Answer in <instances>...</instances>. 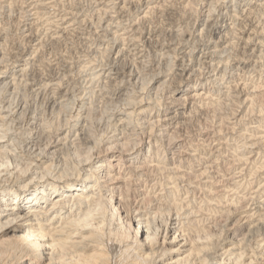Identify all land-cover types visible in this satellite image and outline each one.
Instances as JSON below:
<instances>
[{"label": "bare ground", "instance_id": "1", "mask_svg": "<svg viewBox=\"0 0 264 264\" xmlns=\"http://www.w3.org/2000/svg\"><path fill=\"white\" fill-rule=\"evenodd\" d=\"M117 1V0H116ZM134 1V0H133ZM136 1V0H135ZM140 0H137L136 2H139ZM146 1V0H144ZM150 2V0H148ZM146 1V2H148ZM168 1V0H167ZM166 1V2H167ZM174 1V0H173ZM177 1V0H176ZM190 0H188L189 2ZM195 1V0H194ZM193 1V2H194ZM198 1V0H196ZM195 1V2H196ZM209 1V0H206ZM204 1V2H206ZM214 1V0H213ZM212 3L210 4H213ZM216 1V0H215ZM221 1V0H220ZM248 1V0H247ZM87 2V1H86ZM127 2V1H126ZM135 2V3H136ZM143 2V1H142ZM148 2V3H149ZM153 2H156V0H154ZM152 2V4H153ZM171 2V0L169 1ZM167 2V3H169ZM184 2V1H183ZM182 2V3H183ZM192 2V1H191ZM194 2V3H195ZM217 2V1H216ZM227 2V1H226ZM234 2V1H232ZM240 2V1H239ZM81 3V2H80ZM83 3V2H82ZM85 3V2H84ZM133 3V2H132ZM133 3V4H135ZM165 3V2H164ZM163 3V4H164ZM186 3V2H185ZM208 3V2H207ZM229 3V2H228ZM241 3V2H240ZM79 4V3H78ZM115 4V3H114ZM120 4V3H119ZM132 4V5H133ZM141 4V3H140ZM146 4V3H144ZM162 4V5H163ZM173 4V2H172ZM175 4V3H174ZM179 4V3H178ZM177 4V6H178ZM184 4V3H183ZM191 3H189L190 5ZM193 4V3H192ZM189 6L188 4L186 5V8H183L185 10H191L193 9L192 5ZM198 4V3H197ZM216 4V3H214ZM233 4V3H232ZM264 4V3H263ZM40 5V4H39ZM42 5V3H41ZM40 5V6H41ZM44 5V4H43ZM113 5V4H112ZM126 5V3H125ZM149 5V4H148ZM151 5V2H150ZM170 5V4H169ZM206 5V4H205ZM217 5V4H216ZM219 5V2H218ZM224 5V4H223ZM12 6V5H11ZM29 6V5H28ZM45 6V5H44ZM43 6V8H44ZM46 6L49 9V2L48 4L46 3ZM116 6V5H115ZM142 6V5H141ZM157 6V5H155ZM168 6V5H167ZM175 6V5H174ZM173 6V7H174ZM196 6V5H195ZM194 6V7H195ZM210 6V5H209ZM215 6V5H214ZM221 6V4H220ZM229 6V5H228ZM227 6V7H228ZM8 7V6H7ZM38 7V6H37ZM42 7V6H41ZM36 8V12L35 14H31V15H35V22L29 24V33L28 35H26L29 43L33 44L35 42H37L38 35L40 36V34L37 32L38 30H36V21L37 23L39 21L44 20L43 16H45V13H41L39 12V8ZM46 7V8H47ZM53 7V6H52ZM51 7V8H52ZM91 7V6H90ZM107 7V6H106ZM109 7V6H108ZM124 3H123V7L124 8ZM135 7V5L133 6ZM138 7V6H137ZM143 7V6H142ZM151 7V6H150ZM170 7V6H169ZM184 7V6H182ZM213 7V6H211ZM234 7V5H233ZM261 7V6H260ZM29 8V7H28ZM35 8V6H34ZM105 8V7H104ZM121 8V7H120ZM121 8V9H122ZM141 8V7H140ZM149 8V7H148ZM63 9V8H62ZM103 9V8H102ZM106 9V8H105ZM115 9V7H114ZM117 9V8H116ZM115 9V10H116ZM128 9V8H127ZM139 9V8H138ZM147 9V8H146ZM150 11L147 13H144L143 17L141 18L142 20H148L151 16H154L156 14H154L153 12L156 11H160L164 14H166L169 11V8H167L166 6H158V7H152L149 8ZM148 9V10H149ZM224 9V8H223ZM257 9V8H256ZM21 10V9H20ZM73 10V9H72ZM126 10V8H124V11ZM143 10V9H142ZM141 10V11H142ZM145 10V9H144ZM147 10V11H148ZM195 10V9H194ZM2 11V10H1ZM47 11V10H46ZM102 11V10H101ZM104 11V10H103ZM117 11V10H116ZM128 11V10H127ZM171 11V9H170ZM174 11V10H173ZM172 11V13H174ZM184 11V10H183ZM190 13H194L191 12ZM208 11V10H207ZM228 11V10H226ZM234 11V10H232ZM255 11V10H253ZM11 12V11H10ZM23 12V11H22ZM107 11L105 10L104 13H106ZM120 12V11H119ZM122 12V11H121ZM130 12V11H129ZM139 12V11H137ZM188 12V11H187ZM212 12V11H211ZM215 12V11H214ZM236 12V9H235ZM237 12H239L237 10ZM236 12V13H237ZM257 12V11H256ZM16 13V12H15ZM19 13V12H18ZM78 13V12H77ZM109 13V12H108ZM118 13V12H117ZM125 13V12H124ZM170 13V12H169ZM178 13V12H177ZM185 13V12H183ZM196 13V12H195ZM210 13V11L208 12ZM226 13V12H225ZM223 13V14H225ZM232 13V12H231ZM234 13V12H233ZM66 14V12H65ZM68 14V12H67ZM72 13L70 12L69 16ZM86 14V13H85ZM123 14V12H122ZM159 14V13H158ZM206 14V13H205ZM230 14V12H229ZM250 14H253L251 12H249L248 16H251ZM2 15V14H1ZM43 15V16H42ZM77 15V14H75ZM74 15V16H75ZM105 15V14H104ZM109 15V14H108ZM127 15V14H126ZM125 15V16H126ZM168 15V13H167ZM165 15V17L167 16ZM179 15V14H178ZM184 15V14H183ZM182 15V16H183ZM197 15V14H196ZM211 15V13H210ZM209 15V16H210ZM227 15V14H226ZM231 15V14H230ZM237 14H233L231 17L233 18H237L236 16ZM241 15V12L240 14ZM255 15V13H254ZM19 16V15H18ZM28 16V15H27ZM68 16V15H66ZM73 16V15H71ZM70 16V17H71ZM80 16V15H79ZM119 16V15H118ZM122 16V15H121ZM124 16V17H125ZM137 16V15H136ZM161 16V15H160ZM173 16V15H172ZM175 16V15H174ZM173 16V17H174ZM177 16V15H176ZM175 16V17H176ZM181 16V17H182ZM228 16V15H227ZM3 17V16H2ZM30 17V16H29ZM77 17V16H76ZM92 17V16H91ZM171 17V19L173 18ZM180 17V16H179ZM178 17V18H179ZM179 19H183L182 18ZM188 16L184 15V18ZM206 17V16H205ZM211 17V16H210ZM221 17V16H220ZM224 17V15L222 16ZM221 17V18H222ZM241 17V16H240ZM240 17H238L240 19ZM263 17V16H262ZM22 18V17H21ZM73 18V17H72ZM95 18V17H94ZM104 18V17H103ZM123 19V16L121 17ZM144 18V19H143ZM148 18V19H147ZM159 18V17H158ZM162 18V16H161ZM192 18V17H191ZM226 18V17H225ZM237 18V19H238ZM246 18V17H245ZM244 18V19H245ZM248 18V17H247ZM251 18V17H250ZM250 18H248L250 20ZM30 19V18H29ZM46 19V18H45ZM61 19V18H60ZM59 19V21H60ZM66 19V18H64ZM78 19V18H77ZM102 19V18H101ZM112 19V18H111ZM117 19V18H116ZM130 19V18H129ZM140 19V18H139ZM141 19L138 21L140 22ZM153 19V18H150ZM149 19V20H150ZM167 19V18H166ZM170 19V21H171ZM216 19V17H215ZM229 19V18H228ZM31 20V19H30ZM30 20L27 19V21L29 22ZM50 18L47 17L46 22L50 23ZM81 20V19H80ZM86 20V19H85ZM108 20V19H107ZM125 20V19H124ZM128 20V19H127ZM131 20V19H130ZM174 20V19H172ZM211 20V19H210ZM209 20V21H210ZM219 19H217L218 21ZM227 20V19H226ZM241 20V19H240ZM239 20V21H240ZM69 21V20H68ZM121 21V19H120ZM135 21V20H133ZM208 20L206 22H209ZM212 21V20H211ZM216 21V20H214ZM242 21V20H241ZM246 21V19H245ZM259 21V20H258ZM61 22H64L63 20ZM71 22V21H70ZM76 22V21H75ZM104 22V21H103ZM111 22V21H110ZM114 22V21H113ZM118 22V20H117ZM126 22V21H125ZM129 22V21H127ZM126 22V23H127ZM132 22V20H131ZM130 22V23H131ZM137 22V23H138ZM145 22V21H143ZM143 22H141L143 24ZM147 22V21H146ZM172 22V21H171ZM179 22V20H178ZM175 22V23H178ZM194 22V21H193ZM235 22V20H234ZM27 23V22H26ZM25 23V25H26ZM53 23V22H52ZM67 23V22H66ZM85 23V22H84ZM83 23V24H84ZM90 23V21H89ZM93 23V22H92ZM105 23V22H104ZM107 23V22H106ZM125 23V24H126ZM140 23V25H141ZM148 23V22H147ZM154 23V22H153ZM173 23V22H172ZM181 23V21H180ZM259 23V22H258ZM5 24V23H4ZM86 24V23H85ZM96 24V23H95ZM101 24V23H100ZM120 24V22H119ZM118 24V25H119ZM136 24V23H135ZM139 24V23H138ZM162 25V23H160ZM167 26L169 23H166ZM207 24V23H206ZM205 24V25H206ZM230 23H228L229 25ZM236 24V23H235ZM10 25V24H9ZM65 25V24H64ZM111 27H113L112 24ZM116 25V24H115ZM121 25V24H120ZM130 26V24H128ZM133 25V24H132ZM131 25V26H132ZM159 25V24H158ZM176 25V24H175ZM174 25V26H175ZM208 25V24H207ZM210 25V24H209ZM213 24H211L212 26ZM220 25V24H219ZM233 25V24H231ZM237 25V24H236ZM242 25V22H241ZM248 25V24H247ZM21 26V25H20ZM81 26V25H80ZM96 26V25H95ZM122 26V25H121ZM121 26H118L119 28ZM124 26V25H123ZM127 26V25H126ZM130 26V27H131ZM139 26V25H137ZM160 26V25H159ZM214 26V25H213ZM227 26V25H226ZM235 26V25H234ZM232 26V28L234 27ZM238 26V25H237ZM250 26V25H248ZM22 27V26H21ZM107 27V26H106ZM106 27H104L106 29ZM110 26H108L109 28ZM111 27L109 29H111ZM117 27V25H116ZM143 27V26H142ZM141 27V28H142ZM158 27V26H157ZM172 27V26H171ZM218 27V26H217ZM231 27V26H230ZM230 27L227 30V32H223L220 33V37L218 40L219 44H214V46H211L210 48L213 49V54H222V51L225 52L226 50H229V52H231V50H233L234 48V44L236 43H232L230 41H232L230 39V41L228 40V38H230V36L227 37V33H229L230 31ZM253 27V26H252ZM258 27V26H257ZM20 28V27H19ZM92 28V27H91ZM95 28V27H94ZM101 28V27H100ZM103 28V29H104ZM107 28V29H108ZM118 28V29H119ZM122 28V27H121ZM132 28L134 29V27L132 26ZM137 28V27H136ZM162 28V27H159ZM166 28V27H163ZM184 28V27H183ZM205 28V27H204ZM207 28V27H206ZM212 28V27H211ZM210 28V29H211ZM238 28V27H237ZM235 28V29H237ZM250 28V27H248ZM263 28V27H261ZM27 29V28H26ZM67 27H64V31L67 30ZM108 29V30H109ZM158 29V28H157ZM172 29V28H171ZM225 29V28H224ZM227 29V28H226ZM247 29V28H246ZM254 29V27H253ZM12 30V29H11ZM62 30V29H60ZM117 30V29H116ZM137 30V29H136ZM140 30V28H139ZM150 30V29H149ZM163 30V29H162ZM168 30V29H167ZM167 30L165 33H167ZM170 30V29H169ZM232 30V29H231ZM245 30V27H244ZM249 30V29H248ZM257 30V29H256ZM255 30V31H256ZM26 31V30H25ZM40 31V30H39ZM50 31V30H49ZM69 31V30H68ZM72 31V30H71ZM92 31V30H91ZM89 31V32H91ZM96 31V30H95ZM106 31V30H105ZM110 31V30H109ZM114 31H115V26H114ZM122 31V30H121ZM127 31V30H126ZM132 31V30H130ZM144 31V30H143ZM155 31V30H154ZM157 31V30H156ZM159 31V29H158ZM173 32V30H171ZM176 31V30H175ZM174 31V32H175ZM184 31V30H183ZM222 31V30H221ZM247 31V30H245ZM252 31V29H251ZM253 32V33H257V32ZM261 31V30H260ZM59 32V31H58ZM57 32V33H58ZM63 32V31H62ZM67 31L63 32L66 33ZM76 32V31H75ZM83 32V30H82ZM87 32V33H89ZM119 32V31H118ZM136 32V31H135ZM146 32V29L145 31ZM162 32V31H161ZM219 32V31H218ZM237 32V31H236ZM234 32V33H236ZM244 32V31H243ZM242 32V33H243ZM259 32V31H258ZM262 32V31H261ZM2 33V32H1ZM41 33V32H40ZM43 33V32H42ZM62 33V34H63ZM98 33V32H97ZM111 33V31H110ZM129 33V32H128ZM141 34V32H138ZM155 33V32H154ZM201 33V32H200ZM199 33V34H200ZM216 33V32H215ZM233 33V31H232ZM230 33V34H232ZM241 33V34H242ZM250 32H244L242 35L241 40L243 41V43L245 44V46L249 45V42H253L251 40H249L248 38H250L251 34H249ZM19 34V33H18ZM48 34V32H47ZM114 37L113 39L116 41H121V42H127L126 38L121 36L123 35L121 32V35L116 33H113ZM134 34V33H133ZM136 34V33H135ZM134 34V35H135ZM144 33H142L143 35ZM147 34V33H146ZM164 34V33H163ZM190 34V33H189ZM1 35V34H0ZM4 35V34H3ZM46 35V34H45ZM91 35V34H90ZM88 35V36H90ZM93 35V34H92ZM104 35V34H103ZM111 35V34H110ZM154 35V34H153ZM187 35V34H186ZM185 35V36H186ZM204 35V33L202 34V36ZM8 36V35H7ZM84 36V34H83ZM127 36V35H126ZM131 36V35H130ZM129 36V37H130ZM201 36V35H198ZM234 36V35H232ZM248 36V37H247ZM258 36V35H257ZM14 37V36H13ZM74 37V36H73ZM100 37V36H99ZM104 37V36H103ZM128 37V38H129ZM142 37V36H141ZM145 37V36H144ZM143 37V38H144ZM148 37V36H147ZM191 37V35H190ZM217 37V36H216ZM237 37V36H236ZM247 37V38H246ZM252 37V36H251ZM2 38V37H1ZM0 38V39H1ZM6 38V37H5ZM51 38V37H50ZM48 38V39H50ZM53 38V36H52ZM109 38V37H107ZM142 38V39H143ZM155 38V37H154ZM153 38V39H154ZM201 38V37H200ZM210 38V37H209ZM233 38V37H232ZM254 38V37H253ZM256 35H255V39H256ZM24 39V38H22ZM42 39V38H41ZM84 39V38H83ZM87 40H89L88 38H86ZM106 39V37H105ZM110 40L112 38H109ZM108 39V40H109ZM130 39V38H129ZM134 39V38H133ZM150 39V37H149ZM173 39V38H172ZM184 39V38H183ZM189 39V43L191 42ZM187 39V40H188ZM204 39V38H203ZM199 40L200 41H203ZM216 39V38H215ZM218 39V38H217ZM47 40V39H46ZM57 40V39H56ZM104 40V39H103ZM102 40V41H103ZM109 40V41H110ZM128 40V39H127ZM135 40V39H134ZM140 40V38H139ZM148 40V39H147ZM160 40V39H159ZM169 40V39H168ZM176 40V39H175ZM186 40V41H187ZM195 40V39H194ZM240 40V39H239ZM249 40V42H248ZM257 40V39H256ZM41 42V40H39ZM44 41V40H43ZM54 41V39H53ZM92 41V40H91ZM101 41V40H100ZM133 41V40H132ZM131 39L129 42H132ZM138 39L135 41L137 43ZM170 41V40H169ZM184 41V40H182ZM210 41V40H208ZM237 41V40H236ZM6 42V41H5ZM105 42V41H104ZM113 42V41H112ZM120 42V43H121ZM134 42V41H133ZM141 43V41H138ZM145 42L146 38H145ZM177 42V41H175ZM188 42V41H187ZM198 42V43H199ZM214 42V41H213ZM212 42V44H213ZM241 43V41H239ZM46 43V42H45ZM56 43V42H55ZM107 43V41H106ZM111 43V42H110ZM168 43H172L171 41ZM195 43V42H194ZM197 43V45H198ZM201 43V42H200ZM209 43V42H208ZM206 43V44H208ZM216 43V42H215ZM241 43V46L242 44ZM37 45H32V48L25 53H21L20 57L18 58L17 56V61L14 63L16 64L13 69H8L6 70L5 74L8 75L6 77H3L1 79L2 82H5L7 79H11V83L10 85H14L13 90L16 91V89H18L17 87H21V90L23 91H27L28 88L31 89H35L36 91L38 90H47L49 92L52 93L53 95V91L55 90H60L62 89L61 85L59 82H55L53 80H44L42 81V79L38 82V83H33L32 81H30V83H28V88H27V84L25 82V85H22L23 80L19 81V79H23L24 77L27 76V79L29 75L27 74L29 71V68L31 67V61L34 59V56L37 55V52L39 51L40 47H41V43H36ZM50 44V43H49ZM109 44V43H107ZM115 44V43H114ZM126 44V43H125ZM142 44V43H141ZM145 44V43H144ZM143 44V45H144ZM175 44V43H174ZM181 44V43H180ZM179 44V45H180ZM203 44V43H202ZM261 44V43H260ZM2 45V44H0ZM19 45V44H18ZM28 45V43H27ZM113 45V44H112ZM117 45V44H116ZM124 45V44H123ZM127 45V44H126ZM133 45V44H132ZM137 45V44H136ZM173 45V43L171 44ZM178 45V44H177ZM183 45V44H181ZM187 45V44H186ZM184 47H187V46ZM210 45V44H209ZM237 45V44H236ZM239 45V44H238ZM237 45V46H238ZM258 45V44H257ZM7 46V45H6ZM15 46V45H14ZM17 46V45H16ZM58 46V45H57ZM131 46V45H130ZM139 46V45H138ZM141 46V45H140ZM149 46V45H148ZM147 46V47H148ZM162 46V45H160ZM169 46V45H168ZM193 46V45H192ZM196 46V45H195ZM194 46V47H195ZM207 46V45H206ZM235 46V47H237ZM240 46V47H241ZM256 46V45H255ZM8 47V46H7ZM6 47V49H7ZM46 47V46H45ZM44 47V48H45ZM91 47V46H90ZM103 47V46H102ZM112 49L114 48L113 46H111ZM145 47V45H144ZM143 47V48H144ZM159 47V46H158ZM178 47V46H177ZM193 47V48H194ZM197 47V46H196ZM239 47V46H238ZM237 47V50H238ZM244 47V46H242ZM258 48V46H256ZM3 48V47H2ZM2 48H0L2 50ZM16 48V47H15ZM108 48V46H107ZM131 48V47H130ZM136 48V47H135ZM163 48V47H162ZM170 48V47H169ZM191 48V49H193ZM262 48V47H261ZM17 49V48H16ZM43 49V48H42ZM115 49V48H114ZM119 49V50H118ZM118 55L119 57V61H123L125 58V54H126V49L125 46L124 48L118 47ZM129 49V48H127ZM137 49V48H136ZM132 50V51H136ZM142 49V48H141ZM152 49V48H151ZM155 49V48H154ZM175 49V48H174ZM173 49V50H174ZM186 49V48H185ZM199 49V48H197ZM236 49V48H235ZM246 49V48H244ZM255 49V48H254ZM5 50V49H4ZM41 50V49H40ZM52 50V49H51ZM106 50V49H105ZM139 50V49H138ZM169 50V49H168ZM176 50V49H175ZM243 50V49H242ZM251 50V49H250ZM19 51V50H18ZM65 51V50H64ZM67 51V50H66ZM107 51V50H106ZM105 51V52H106ZM109 51V50H108ZM106 54L111 55V52H108ZM130 51V50H129ZM128 51V53H129ZM141 51V50H139ZM146 51V48H145ZM167 51V50H166ZM172 51V50H171ZM170 51V52H171ZM178 51V50H177ZM176 51V52H177ZM194 51V50H192ZM191 51V52H192ZM236 51V50H235ZM245 50H243L242 53H244ZM260 51V50H259ZM264 51V50H263ZM14 52V51H13ZM20 52V51H19ZM18 52V53H19ZM144 52V51H143ZM142 52V53H143ZM175 52V51H174ZM184 52V51H183ZM195 52V51H194ZM204 52V49H203ZM228 52V51H227ZM228 52V53H229ZM255 52V51H254ZM257 52V51H256ZM1 53V52H0ZM17 53V52H16ZM39 53V52H38ZM67 53V52H66ZM113 53V52H112ZM117 53V52H116ZM136 53V52H134ZM138 53V52H137ZM165 53V52H163ZM208 53V52H207ZM211 52H209L208 55ZM228 53L225 55H228ZM233 53V52H231ZM246 53V52H245ZM244 53V54H245ZM251 53V52H250ZM247 53V54H250ZM4 54V53H3ZM9 54H11L9 52ZM42 54V53H41ZM56 54V53H55ZM62 54V53H61ZM104 53L103 57L106 55ZM114 54V53H113ZM112 54V55H113ZM124 54V55H122ZM132 54V53H131ZM166 54H168L166 52ZM162 56L159 54V58H161L160 56H162L163 58L166 57ZM179 54V53H178ZM187 54V53H186ZM188 54H191L190 52H188ZM194 54V53H193ZM197 54V53H196ZM204 54V53H202ZM221 54L219 56H221ZM253 54V53H252ZM5 55V54H4ZM3 55V56H4ZM16 55V54H15ZM40 55V54H39ZM48 55V54H46ZM51 55V54H50ZM111 55V56H112ZM130 55V53H129ZM143 55V54H142ZM158 55V54H157ZM156 55V56H157ZM170 55V54H169ZM173 55H176L175 53ZM172 55V56H173ZM205 55V54H204ZM207 55V54H206ZM223 54V56H221V58H225V56ZM230 55V53H229ZM228 55V56H229ZM233 55L235 56V54L233 53ZM56 56V55H55ZM71 56V55H69ZM99 56V55H98ZM110 56V58H112ZM117 56V55H116ZM150 56V55H149ZM168 56V55H167ZM184 56V55H183ZM188 56V55H187ZM192 56V55H191ZM198 56V55H197ZM202 56V55H201ZM213 56V55H212ZM218 55L214 56L217 58ZM234 56H229L228 59H230V57H232L231 59H234ZM240 56V55H238ZM237 56V57H238ZM246 56V55H245ZM251 56V55H250ZM256 56V55H255ZM254 56V57H255ZM259 56V55H258ZM8 57V56H7ZM11 57V56H10ZM96 57V56H95ZM100 57V56H99ZM108 57V56H107ZM106 57V58H107ZM128 57V55H127ZM130 58H132L131 56H129ZM142 57V56H141ZM146 57V56H145ZM152 57V56H151ZM169 58H171V56H168ZM178 58V56H176ZM175 56H173L172 58H176ZM182 57V56H181ZM209 57V56H208ZM248 57V56H247ZM262 57V56H260ZM9 58V57H8ZM7 58V59H8ZM77 58V57H76ZM82 58V57H81ZM109 58V57H108ZM138 58V56H137ZM140 58V55H139ZM149 58V57H148ZM154 58V57H153ZM168 58V60H169ZM195 60L196 57H194ZM201 58V57H200ZM199 58V59H200ZM204 58V56H203ZM212 58V57H211ZM245 58V57H242ZM253 58V57H252ZM258 58V57H257ZM6 59V58H4ZM51 59V58H49ZM57 59V58H56ZM72 59V58H71ZM70 59V60H71ZM79 59V58H78ZM99 59V58H98ZM104 59V58H103ZM116 59V58H115ZM114 59V60H115ZM134 59V58H133ZM147 59V58H146ZM162 59V58H161ZM187 59V58H186ZM190 59V58H189ZM202 59V58H201ZM247 59V58H246ZM250 59V58H249ZM2 60V59H1ZM0 60V62H1ZM47 60V59H46ZM102 60V59H101ZM127 60V59H126ZM130 59H128L129 61ZM136 60V58H135ZM145 60V59H144ZM143 60V62H144ZM155 60V59H154ZM160 60V59H159ZM166 60V58H165ZM167 60V61H168ZM178 60V59H175ZM181 60V58H180ZM206 60V59H205ZM211 60V59H209ZM226 60V59H225ZM248 60V59H247ZM3 61V60H2ZM34 61V60H33ZM36 61V60H35ZM78 61V60H77ZM80 61V60H79ZM100 61V60H99ZM132 61V60H130ZM138 61V59H137ZM163 61V60H162ZM171 61V60H170ZM170 61L168 63H170ZM185 61V60H184ZM183 61V62H184ZM193 61V59H192ZM203 61V59H202ZM220 61V60H219ZM235 61V60H233ZM245 61V60H244ZM252 61V60H251ZM249 61V62H251ZM260 61V60H259ZM50 62V61H49ZM48 62V63H49ZM73 62V61H72ZM98 62V61H96ZM101 62V61H100ZM109 62V59H108ZM124 62V61H123ZM136 61H134L135 63ZM141 62V61H140ZM139 64H142L143 62H141ZM155 65L157 63V61H154ZM152 62V64L154 63ZM160 62V61H159ZM179 62V61H178ZM190 60H188L187 64H189ZM205 62V61H204ZM211 62V61H210ZM228 62V61H227ZM243 62V60H242ZM246 62V61H245ZM255 62V61H254ZM9 63V62H8ZM37 63V62H36ZM45 63V62H44ZM43 63V64H44ZM78 63V62H75ZM94 63V62H93ZM99 63V62H98ZM122 64V62H120ZM132 63V62H131ZM163 63V62H162ZM161 62L159 63V65L162 64ZM171 63L174 64V62L172 61ZM198 63L199 60H198ZM223 63V62H222ZM248 63V61L246 62ZM35 64V63H34ZM42 64V62H41ZM69 64V63H67ZM72 64V63H71ZM101 64V63H100ZM107 64V63H106ZM114 64V63H112ZM178 64V63H177ZM185 64V63H183ZM208 64V62H207ZM211 64V63H210ZM221 64V63H220ZM229 64V63H228ZM231 64V63H230ZM238 64V63H237ZM245 64V63H244ZM7 65V64H6ZM5 65V66H6ZM10 65V64H9ZM33 65V64H32ZM51 65V64H50ZM49 65V66H50ZM57 65V64H55ZM74 65V64H72ZM92 65V64H91ZM95 66V64H93ZM103 65V64H102ZM116 65V64H115ZM133 65V64H132ZM136 66L138 64H135ZM144 65V64H143ZM142 65V67H143ZM151 65V64H150ZM154 65V64H153ZM151 65V66H153ZM158 65V66H159ZM167 65V64H166ZM176 65V63L174 64ZM191 65V64H190ZM202 65L201 63L199 64V66ZM204 65V64H203ZM215 65V64H214ZM4 66V65H3ZM48 66V64H47ZM46 66V68H47ZM76 66V65H74ZM79 66V65H78ZM94 66L92 68H94ZM97 66V65H96ZM107 66H109L107 64ZM128 66L129 63H128ZM141 66V65H139ZM163 66V65H162ZM161 66V67H162ZM188 66V65H187ZM207 66V65H206ZM205 66V67H206ZM217 66V65H215ZM224 66V65H223ZM253 66V65H252ZM33 67V66H32ZM39 67V66H37ZM42 67V66H41ZM53 67V66H52ZM66 66H64L65 68ZM73 67V66H72ZM106 67V66H105ZM118 67V66H117ZM121 67V66H120ZM118 67V68H120ZM122 67L126 68L125 66L122 65ZM121 67V68H122ZM132 67V66H131ZM134 67V66H133ZM150 67V66H149ZM160 67V66H159ZM160 67V68H161ZM166 67H170V66H166ZM172 67V66H171ZM176 67V66H174ZM184 67V66H183ZM182 67V68H183ZM212 67V66H210ZM227 67V66H226ZM49 68V67H48ZM67 68V67H66ZM79 68V67H78ZM88 68V66H87ZM97 67H95L96 69ZM110 68V67H109ZM141 68V67H140ZM147 68V67H146ZM152 68V67H151ZM159 68V69H160ZM186 68V67H185ZM193 68V67H192ZM191 68V69H192ZM199 68V67H198ZM206 68H209L206 67ZM218 68V67H217ZM216 68V69H217ZM228 68V67H227ZM227 68L225 71H227ZM237 68V67H236ZM239 68V67H238ZM243 68V67H242ZM253 68V67H252ZM3 69V68H2ZM7 69V68H6ZM38 69V68H37ZM36 69V70H37ZM50 69L51 66H50ZM56 69V67H55ZM70 69V68H69ZM73 69V68H71ZM76 69V67H75ZM80 69V68H79ZM89 69V68H88ZM102 69V67H101ZM138 69V66L137 68ZM153 69V68H152ZM158 69V68H157ZM155 68V70H157ZM158 69V70H159ZM176 69V68H175ZM181 69V68H180ZM178 69V71L180 70ZM197 69V68H195ZM201 69V68H200ZM200 69H199V74H200ZM213 69V68H212ZM225 69V68H224ZM223 69V70H224ZM241 69V68H240ZM5 70V69H4ZM41 70V69H39ZM44 70V69H43ZM53 70V69H52ZM51 70V71H52ZM64 70V69H63ZM67 70V69H66ZM82 69H80L81 71ZM86 70V67L85 69ZM94 70V69H93ZM104 70V69H103ZM117 70V69H116ZM131 70V69H130ZM144 69H141V72ZM189 70V69H188ZM187 69H181L180 72L181 74H178L180 76L186 75L188 73H190ZM215 70V69H213ZM220 70V69H219ZM222 70V69H221ZM220 70V71H221ZM233 70V69H232ZM33 71V70H32ZM49 71V69L47 70ZM90 72H92L91 70H88ZM99 71V70H98ZM112 71V70H111ZM110 71V72H111ZM115 71V70H114ZM121 71V70H120ZM119 73L115 72V75L117 76H121ZM129 71V70H128ZM137 71V70H136ZM144 70L143 73H146L148 71ZM151 71V70H150ZM170 71V70H169ZM168 71V72H169ZM175 71V70H174ZM209 71V70H208ZM217 71V70H216ZM3 72V71H1ZM42 72V70H41ZM45 72V71H44ZM64 72H66L64 70ZM74 72V71H73ZM82 72H84L82 70ZM87 72V70H86ZM113 72V71H112ZM118 72V71H117ZM123 72V70H122ZM121 72V73H122ZM132 72V70H131ZM134 72V71H133ZM138 72V71H137ZM165 72V70H164ZM167 72V70H166ZM165 72V73H166ZM195 72V71H194ZM222 72V71H221ZM241 72V71H240ZM34 73V72H33ZM32 73V74H33ZM52 73V72H51ZM50 73V74H51ZM78 73V72H76ZM81 73V72H80ZM79 73V74H80ZM85 73V72H84ZM81 73V74H84ZM96 73V72H95ZM98 73V72H97ZM102 73V72H100ZM105 73V72H104ZM114 73V72H113ZM178 73V72H177ZM176 73V74H177ZM192 73V72H191ZM198 73V72H197ZM205 73V72H204ZM224 73V71H223ZM228 73V72H227ZM35 74V73H34ZM68 74V73H67ZM86 74V73H85ZM84 74V75H85ZM89 74V72H88ZM110 74V73H109ZM130 74V73H129ZM128 74V75H129ZM134 74V73H133ZM139 76L141 77V73L140 71L138 72ZM149 74V73H147ZM151 74V73H150ZM153 75H155L152 72ZM159 74V73H157ZM161 74V73H160ZM159 74V75H160ZM163 74V73H162ZM161 74V75H162ZM195 74V73H194ZM226 74V72H225ZM243 74V73H242ZM2 75V74H1ZM41 75V74H39ZM45 75V74H44ZM47 75V74H46ZM74 75V74H72ZM70 73V77L72 76ZM90 76H92L91 74H89ZM86 75V76H89ZM108 75V74H107ZM128 75L127 73L123 74V77L121 79L126 80L125 82L128 81ZM132 75V73H131ZM146 75V74H145ZM150 75V76H153ZM160 75V76H161ZM166 75V74H164ZM170 73L166 75L167 78L170 77ZM177 75V76H178ZM192 76V74H190ZM213 75V74H212ZM221 75V74H220ZM10 76V77H9ZM35 76V75H34ZM33 76V77H34ZM68 76V77H69ZM76 76V75H75ZM104 76V75H103ZM111 76V75H110ZM136 76V74L134 75ZM138 76V75H137ZM143 76V75H142ZM148 76V75H146ZM158 75H156V77H160ZM173 76V75H172ZM195 76V75H194ZM202 76V75H201ZM233 76V75H232ZM30 77V76H29ZM39 78V76H37ZM46 77V76H45ZM44 77V78H45ZM50 77V75H49ZM56 77V75H55ZM61 77V76H60ZM65 77V76H64ZM94 77V76H93ZM98 77V76H97ZM101 77V76H100ZM98 77V78H100ZM105 77V76H104ZM109 77V76H108ZM113 77V76H112ZM154 77V76H153ZM176 77V76H175ZM189 77V76H188ZM223 77V75H222ZM250 77V76H249ZM261 77V76H260ZM36 78V77H35ZM41 78V77H40ZM48 78V76H47ZM67 78V77H65ZM79 78V77H78ZM82 78V77H81ZM107 78V76H106ZM105 78V79H106ZM130 78H132L130 76ZM147 79V77H145ZM144 78V80H145ZM152 77H150V80ZM166 78V79H167ZM172 78V77H171ZM183 78V77H182ZM193 78V77H192ZM202 78V77H201ZM200 78V79H201ZM227 78V77H226ZM225 78V79H226ZM251 78V77H250ZM34 79V78H33ZM32 79V80H33ZM77 79V77L75 78ZM87 79V78H86ZM91 79V78H90ZM94 79V78H92ZM102 80H104L101 77ZM163 79V78H162ZM173 79V78H172ZM186 79V78H185ZM191 79V78H190ZM221 79V78H220ZM233 79V78H232ZM231 79V80H232ZM260 79V78H259ZM39 80V79H38ZM64 80V79H63ZM74 80V79H73ZM82 80V79H81ZM89 80V78H88ZM97 79H94L93 81H95ZM110 80V79H109ZM131 80V79H130ZM148 80V79H147ZM160 80V79H159ZM174 80V79H173ZM180 81V79H178ZM218 80V79H217ZM234 80V79H233ZM18 81V82H17ZM24 81H28V80H24ZM34 81V80H33ZM60 81V80H59ZM79 81V80H77ZM118 79H113V83L111 84V88L113 89V91L115 92V89L118 90L119 86L117 83ZM139 81V79H138ZM137 81V83H138ZM141 81H143V79H141ZM157 81V78H156ZM166 81V80H165ZM187 81V80H186ZM189 81V79H188ZM192 81V80H191ZM201 81V80H200ZM222 81V79H221ZM220 81V82H221ZM240 81V80H239ZM261 81V80H260ZM32 82V83H31ZM63 81H61L62 83ZM65 82V81H64ZM63 82V84H64ZM83 82V80H82ZM90 82V81H87ZM96 82V81H95ZM106 82V81H105ZM104 82V83H105ZM119 82V81H118ZM130 82V81H129ZM152 82V81H151ZM150 82V85H151ZM160 82V81H159ZM168 82V79L167 81ZM165 82V83H166ZM213 82V81H212ZM216 82V81H215ZM213 82V83H215ZM230 82V81H229ZM68 83V82H67ZM71 83V82H70ZM80 83V82H78ZM94 83V82H93ZM92 83V84H93ZM97 83V82H96ZM107 83V82H106ZM105 83V84H106ZM131 83V82H130ZM149 83V82H148ZM147 83V84H148ZM153 83V82H152ZM170 83V82H168ZM173 83V82H172ZM177 83V81H176ZM179 84H177L176 87H172L171 88V92L169 95V102H166V112L165 115L163 117H158V120H156L155 122H151L148 125H144L145 127H143L142 132H141V137L142 136H147L149 139V142H144L141 140V145H138L136 147L130 148L131 145H129L128 142H130L131 139H129L127 136L126 138H124L121 134L125 131L124 135H126L127 130L129 129L128 124L129 121H131V119L133 118V113H131L130 111H128V114H125L124 119H120L119 121L113 120V121H108L106 123V127L108 126L110 129H112V133L111 135L109 133H107L110 136H107L106 134V139L104 142H102L104 139L100 140V138L97 137V135L95 134L92 128L96 125H94L92 127V124H94L95 122L92 121L91 119H89V113H85V111H82L80 113H78L74 120V122L72 121V123L70 122V117L71 115H69V113L71 111H73V107L75 106V104L77 103H73V101L71 100V103H73L74 105H72L73 107L71 109H69V102H67L66 104H62L59 107V115L60 113H65L66 115L64 117L67 116V112H68V119L69 120H65L66 123L70 122L71 125L68 128L67 132L65 133H61L59 135V138L54 139L55 137L52 136V139L50 140V137H48V142L50 140V142L47 145L46 151L47 153L45 154V157H40V153L43 151L46 152L44 150V148H42L40 151V153H36L35 156L32 157V155L30 154V157L26 151L23 153H26L27 156L30 157V159H28V161L30 160L29 164L23 167V168H19L16 169V171H9V170H5L2 173L0 170V179H3V181L0 182V264H264V207L259 206V204H257L256 202L259 201L260 198L264 197V180H258L257 176H259V174L261 175V172H263L264 170V163H260L256 158V161L253 160V162L250 159V155L249 154L251 148H253L252 150H254L255 146L257 147V145L259 143H263L264 142V88L263 91H257V89H260L261 87L257 86L258 88H256L255 86V91H248L246 92L245 89V93L243 94V102L242 104H240V107L243 105H245L247 111V114L251 117L250 118H254L252 116V114L256 113L257 116V125H255L254 127H249L246 129H244L241 133V138L244 141V138H247V135L250 134V138L251 140L245 141L243 143L242 141V145H231L233 147L232 151H229V143L231 142L228 141L227 143H222L220 144V141L218 142L220 144V148L217 149L216 151H214V154L211 153L208 148V140H205L201 134H195L191 136V139L188 140L186 143L183 142V144H180V146H177V149L179 148V150H181V148L186 149L187 152L190 151V155L187 157V162H185V165H187L188 167V171H180L179 167H182L181 165V160L184 161V159H171L167 158L166 156V150H162L159 145L156 146V144H154V138H156V140H161L162 139H168L169 143L171 146L178 144L180 141H185V138L190 137L187 136L184 139H179L177 141V134L176 132H178V130L180 131V129H175V128H169L170 131H168V129H162L160 127H166L171 125L172 123H174V118L176 116H174V114H176V112H179L178 114H180V116L182 117H177V118H181L184 120L185 124L188 122V126H193V124L189 125V122H191V119L193 117H191V119L189 118H185V115H187V110L189 109V106H191V110L190 113L192 112V109L195 110H199L201 109V105H211L213 107V103L216 102L217 100H215L214 98V94H212L209 91L206 90H201V89H192L190 88V84L189 85H184L180 82H178ZM211 83L210 80H207L204 84H208ZM225 83V82H224ZM262 83V82H261ZM6 86L8 87V81ZM76 84V83H75ZM83 84V83H81ZM88 84L84 82V85ZM91 86V82L89 83ZM95 84V83H94ZM100 84V83H99ZM121 84V82H120ZM123 84V83H122ZM122 84L120 87H122ZM128 84V82H127ZM126 84V85H127ZM133 84V83H132ZM162 84V83H161ZM171 84V83H170ZM169 84V85H170ZM226 84V83H225ZM230 84V83H229ZM235 84V83H234ZM240 84V83H239ZM250 84V83H249ZM65 85V84H64ZM79 85V84H78ZM102 85V84H101ZM108 85V83H107ZM130 85V84H129ZM137 85V84H136ZM165 85V84H164ZM162 85V87L164 86ZM167 85V83H166ZM165 85V86H166ZM176 85V84H175ZM193 85V84H192ZM199 84H197L198 86ZM202 85V83H201ZM214 85V84H213ZM217 85H220L219 83ZM243 85V84H242ZM4 86V84H3ZM2 86V87H3ZM63 86V85H62ZM70 86V85H69ZM88 86V85H87ZM93 86V85H92ZM90 88H93V87ZM110 86V85H109ZM134 86V85H133ZM138 86V85H137ZM160 86V85H159ZM204 86V85H203ZM226 86V85H225ZM224 86V87H225ZM229 86V85H228ZM227 87H225V90L229 89ZM234 86V85H233ZM236 86L237 83H236ZM241 86V85H239ZM247 85L245 84V88ZM12 87V86H11ZM81 87V86H80ZM83 87V86H82ZM97 87V86H96ZM102 87V86H101ZM105 88V85L103 86ZM107 87V86H106ZM144 87V86H143ZM152 87V86H151ZM167 87V86H166ZM165 87V88H166ZM195 87V86H194ZM213 87V86H212ZM223 87V89H224ZM252 87V84H251ZM254 87V86H253ZM5 90V87H3ZM64 88V86H63ZM65 88H67V86H65ZM70 88V87H69ZM78 88V86H77ZM89 88L88 91H91V89ZM110 88V89H111ZM129 88V87H128ZM127 88V89H128ZM133 88V87H132ZM131 88V90H132ZM169 88V87H168ZM185 88V89H184ZM206 88H208L206 86ZM221 88V87H220ZM219 88V89H220ZM239 88V87H238ZM242 88V87H241ZM20 89V88H19ZM31 89H28L29 91H31ZM71 89V88H70ZM68 89V90H70ZM79 89V88H78ZM83 89V88H82ZM88 89V88H86ZM99 89V88H97ZM107 89V88H106ZM109 89V88H108ZM126 89V91H127ZM138 89V88H137ZM136 89V90H137ZM146 89V88H145ZM145 89L143 91H145ZM149 88H147L148 90ZM151 89V88H150ZM158 89V88H156ZM154 89V90H156ZM163 89V88H161ZM212 89V88H211ZM215 89V88H214ZM218 89V88H217ZM218 89V90H219ZM236 89V88H235ZM262 89V88H261ZM3 89H0V91L2 92ZM7 90V89H6ZM12 90V91H13ZM34 90V91H35ZM57 90V91H58ZM64 90V89H63ZM62 90V91H63ZM66 90V91H68ZM73 90V87H72ZM75 90V89H74ZM73 90V91H74ZM77 90V89H76ZM81 90V89H79ZM135 90V92H136ZM152 90V89H151ZM216 90V89H215ZM224 90V91H225ZM232 90H234L232 88ZM231 87H230V91ZM243 91V89H241ZM251 90V89H250ZM32 91V92H34ZM72 91V92H73ZM95 90H93V94H95ZM100 92H102V89L99 90ZM103 91H106L105 89H103ZM109 91V90H108ZM140 91V90H138ZM137 91V92H138ZM142 91V90H141ZM140 91V92H141ZM142 91V92H143ZM229 90H227V93L229 94L230 92ZM236 91V90H234ZM9 92V91H8ZM11 92V91H10ZM14 92V91H13ZM11 92V93H13ZM17 92V91H16ZM15 92V93H16ZM21 92V91H20ZM20 92H18L20 94ZM31 92V93H32ZM43 92V91H39ZM48 92V93H49ZM65 92V91H64ZM75 92V91H74ZM79 92V91H78ZM81 92V91H80ZM79 92V93H80ZM83 92V91H82ZM85 92V91H84ZM89 92V93H91ZM98 92V91H96ZM125 92V91H124ZM133 92V91H132ZM213 92V91H212ZM217 92V91H215ZM219 92V91H218ZM222 92V91H221ZM239 92V91H238ZM3 93V92H2ZM4 93L6 94V92L4 91ZM17 93V95H18ZM24 93V92H23ZM21 92V94H23ZM26 93V92H25ZM29 93V92H28ZM46 93V92H45ZM44 93V95H45ZM69 93V92H68ZM71 93V92H70ZM77 92H75L76 94ZM78 93V94H79ZM87 93V92H86ZM88 93V94H89ZM91 93V94H92ZM113 93V92H112ZM145 93V92H144ZM147 93V92H146ZM145 93V94H146ZM149 93V92H148ZM156 93V92H154ZM159 93V92H158ZM225 93V92H224ZM226 93V94H227ZM236 93V92H235ZM1 94V93H0ZM34 94V93H33ZM58 94V92H57ZM73 94V93H72ZM85 94V93H83ZM89 94V95H91ZM91 95L90 97L93 98L94 95ZM104 94V92H103ZM107 94V92H106ZM124 94V93H123ZM129 94V93H126ZM135 94V93H134ZM137 94V93H136ZM140 94V93H139ZM137 94V97L138 95ZM144 94V95H145ZM162 94V93H160ZM167 94V93H166ZM220 94V93H219ZM218 94V95H219ZM225 94V95H226ZM239 94V93H238ZM241 94V93H240ZM14 95V93H13ZM24 95V94H23ZM22 95V96H23ZM37 95V94H35ZM39 95V94H38ZM47 95V94H46ZM67 95V94H66ZM74 95V94H73ZM87 95V94H86ZM86 95H83V97H85ZM97 95V93H96ZM99 95V94H98ZM101 95V94H100ZM99 95V96H100ZM111 95V94H110ZM125 95V94H124ZM130 95V94H129ZM142 96H144L141 93ZM149 95V94H148ZM147 95V98H148ZM151 95V94H150ZM153 95V94H152ZM158 95V94H157ZM168 95V94H167ZM217 95V94H216ZM223 95V94H222ZM234 95V94H233ZM2 96V94L0 95ZM8 97V95H6ZM5 96V97H6ZM21 96V95H19ZM18 96V97H19ZM21 96V98H23ZM26 96V94H25ZM41 96V95H40ZM55 96V94H54ZM65 96V94H64ZM70 96V95H69ZM80 96V95H79ZM78 96V97H79ZM102 96V95H101ZM104 96V95H103ZM107 96V95H106ZM122 96V94L120 95ZM128 96V95H127ZM131 96V95H130ZM140 96V95H139ZM156 96V94H155ZM228 96V95H226ZM230 96V95H229ZM31 97V96H28ZM26 97V100L27 98ZM48 97V95H47ZM63 97V96H62ZM75 97V95H74ZM77 97V96H76ZM81 97V96H80ZM79 97V99H80ZM82 97V98H83ZM97 97V96H96ZM105 97V96H104ZM103 97V98H104ZM133 97V96H132ZM129 98L133 99V98ZM158 97V96H157ZM220 97V96H219ZM225 97V96H224ZM232 96H230L231 98ZM239 97V96H238ZM238 97L236 98V94L235 97L238 100ZM241 97V96H240ZM37 98V97H36ZM40 98V97H38ZM44 97H42V99H44ZM50 98V99H49ZM46 98L47 101L50 103V105H53L52 108L54 106H56V103L54 101V97H49ZM56 98V97H55ZM60 98V96H59ZM73 98V97H71ZM87 98V97H86ZM101 98V97H100ZM107 98V97H106ZM128 98V97H127ZM166 98V97H165ZM226 98V97H225ZM224 98V99H225ZM229 98V97H228ZM233 98V97H232ZM232 98L229 99L228 101H232ZM15 99V98H14ZM19 99V98H18ZM45 99V102L47 103ZM49 99V100H48ZM58 99V98H57ZM78 99V100H79ZM85 99V98H84ZM95 99V98H94ZM109 100L111 98H108ZM117 99V98H116ZM120 99V98H118ZM144 101L145 99L142 98ZM141 99V100H142ZM153 99V98H152ZM156 100L158 98H155ZM162 99V98H160ZM164 99V98H163ZM217 99V98H216ZM221 99V98H220ZM219 99V100H220ZM227 99V98H226ZM17 100V99H16ZM21 100V99H20ZM19 100V101H20ZM23 100V99H22ZM24 99L23 102L26 101ZM29 100V99H28ZM35 100V99H34ZM40 100V99H39ZM63 100V99H62ZM65 100H67L65 98ZM74 100V99H73ZM88 100V98L86 99ZM104 100L105 99H101ZM112 100V99H111ZM124 100V98H123ZM122 100V101H123ZM147 100V99H146ZM149 100V98H148ZM147 100V101H148ZM159 100V99H158ZM168 100V99H167ZM166 100V101H167ZM241 100V99H240ZM10 101V100H9ZM13 101V100H11ZM32 101V100H30ZM43 101V100H41ZM76 101V99H75ZM91 101V100H89ZM88 101L89 104H91ZM100 101V100H99ZM108 101V100H107ZM114 101V100H113ZM119 100H117L118 102ZM127 101V103L129 102ZM140 101V100H139ZM146 101V102H147ZM155 101V100H153ZM161 101V100H160ZM227 101V100H224ZM3 102V99L0 98V103ZM8 102V101H7ZM17 101H15L16 103ZM29 102V101H28ZM26 101V103H28ZM61 101H59L60 103ZM66 102V101H62L61 103ZM103 101H100V103ZM143 102V101H142ZM141 102V103H142ZM157 102V101H155ZM159 102V101H158ZM222 103V101H220ZM233 102V101H232ZM236 102V100H235ZM240 102V101H238ZM237 102V103H238ZM10 103V102H9ZM13 103V102H12ZM11 103V104H12ZM19 103V102H17ZM25 103V104H26ZM38 103V102H37ZM36 103V104H37ZM82 103V102H81ZM86 101L83 102V107H81L82 109L86 107ZM95 103V102H93ZM99 103V102H98ZM114 103V102H113ZM116 103V102H115ZM126 101L125 104L127 105ZM132 103H134V101H132ZM145 103V102H144ZM148 103H150L148 101ZM162 103V101L160 102ZM164 103V102H163ZM217 104L219 103L216 102ZM215 103V104H216ZM229 103V102H228ZM4 104V102H3ZM10 104V105H11ZM14 104V103H13ZM29 104H31V102H29ZM33 104H35L33 102ZM88 104V107H89ZM97 104V101H96ZM109 105V103H107ZM121 104L123 105V103L121 102ZM130 104V103H129ZM128 104V105H129ZM135 104V103H134ZM137 105H133L137 107L141 106V104L139 105V103H136ZM152 104V102L150 103ZM154 104V103H153ZM156 104V103H155ZM159 104V103H157ZM155 105L154 107L156 108H160L161 106L159 105ZM216 104V106H217ZM220 104V106L223 107ZM227 104V103H226ZM233 104V103H232ZM8 105V104H7ZM6 105V107H7ZM8 105V107L10 106ZM16 106V104H14ZM28 105V104H27ZM43 108L45 106V104H42ZM49 105V104H48ZM60 105V104H59ZM81 105V104H79ZM78 105V106H79ZM93 105V104H92ZM98 105V104H97ZM116 106V104H110V106ZM119 106V103L117 104ZM124 105V107L126 106ZM132 105V104H131ZM130 105V106H131ZM143 105V104H142ZM145 105V104H144ZM163 105V104H161ZM2 106V105H1ZM18 106V105H17ZM30 106V105H29ZM28 106V107H29ZM35 106V105H34ZM33 106V107H34ZM39 105H37L38 107ZM117 107L118 110H122L119 109ZM121 106V105H120ZM129 106V107H130ZM150 106V105H149ZM158 106V107H157ZM207 106H205L207 108ZM209 106V108L211 107ZM219 106V105H218ZM219 106V107H220ZM225 107L227 105H224ZM229 106V104H228ZM237 106V104H236ZM12 108H14L11 105ZM27 107V106H26ZM26 107H23L24 110ZM49 107V106H48ZM92 107V106H91ZM93 107H96L93 106ZM98 107V106H97ZM105 107V106H104ZM103 107V108H104ZM128 107V106H126ZM164 107V105H163ZM204 110H209L210 109H205ZM221 107V108H222ZM230 107V106H229ZM233 107L235 108V106L233 105ZM238 107V106H237ZM3 108V107H2ZM11 108V109H12ZM20 108V107H19ZM41 108V107H40ZM39 108V110H40ZM42 108V109H43ZM47 108V106H46ZM50 108V107H49ZM55 108V107H54ZM108 110L111 108H108V106L106 107ZM122 108V106H121ZM132 108V106H131ZM135 108V107H134ZM203 108V107H202ZM218 108V107H217ZM216 108V109H217ZM5 109V108H4ZM18 109V108H17ZM16 109V111H17ZM21 109V108H20ZM19 109V110H20ZM51 109V108H50ZM58 109V108H57ZM56 109V110H57ZM75 109V108H74ZM79 109V108H78ZM93 109V108H91ZM89 108V110H91ZM112 109V108H111ZM113 109H115V107H113ZM112 109V110H113ZM126 109V108H125ZM128 109V108H127ZM135 109V110H136ZM143 109V108H142ZM150 107H148L147 109H143V111L141 112V118L139 120L142 121V117L146 118L147 116H152L150 113H152L150 110ZM187 109V110H186ZM214 109H215V105H214ZM215 109V110H216ZM220 109V108H218ZM226 109H228L226 107ZM231 108H229L230 110ZM238 109H241L238 107ZM244 109V108H243ZM23 110V109H22ZM29 110V109H28ZM38 110V109H36ZM35 110V111H36ZM44 110V109H43ZM47 110V109H46ZM46 110H45V115H46ZM53 110V109H51ZM71 110V111H69ZM94 110H98L94 109ZM107 110V111H108ZM116 110V111H118ZM129 110V109H128ZM139 110V109H137ZM152 110H153V106H152ZM203 110V111H204ZM213 110V109H212ZM222 110V109H221ZM228 110V112H229ZM233 110V109H231ZM11 111L10 108L8 110V112ZM26 111V110H25ZM33 110H31L32 112ZM48 111V110H47ZM80 111V110H79ZM103 111V109H102ZM105 111V108H104ZM103 111V112H104ZM111 111V110H110ZM124 110H122L123 112ZM127 111V110H126ZM140 111V110H139ZM138 111V112H139ZM160 111V109L158 110ZM202 111V110H201ZM208 111V112H209ZM214 111V110H213ZM234 111H238V110H233ZM242 112V110H240ZM15 112V111H14ZM20 112V111H19ZM22 112V111H21ZM37 112V111H36ZM42 112V111H41ZM44 112V111H43ZM50 112V111H49ZM54 111H52V115L54 116L55 114H53ZM112 112V111H111ZM125 112V111H124ZM137 112V113H138ZM205 112V111H204ZM249 112H251L249 114ZM18 113V112H15ZM14 113V114H15ZM24 113V111H23ZM28 113V112H27ZM40 113V112H37ZM73 113V112H72ZM97 113V111H96ZM102 113V112H101ZM109 113V112H108ZM108 113L105 114V116L108 115ZM113 113V112H112ZM115 113V112H114ZM113 113V114H114ZM117 113V112H116ZM120 113V112H119ZM118 113V114H119ZM126 113V112H125ZM158 113V112H157ZM201 113V112H200ZM200 113H195L196 116ZM203 113V112H202ZM206 113V112H205ZM235 113V112H234ZM238 113V112H237ZM236 113V114H237ZM7 110H3L0 111V122H3V124H6L9 127V123H5V119L8 116L7 115ZM43 114V113H42ZM50 114V113H49ZM50 114V116H51ZM58 114V113H57ZM71 114V113H70ZM100 114V112H99ZM104 114L102 116H104ZM139 114V113H138ZM155 113H153L154 116ZM221 114V113H220ZM233 115V113H231ZM239 114V113H238ZM237 114V115H238ZM241 114V113H240ZM247 114H245L244 117L247 116ZM12 115V114H11ZM17 115V114H16ZM25 115V114H24ZM33 115V114H32ZM31 115V116H32ZM34 115H36L34 113ZM64 115V114H63ZM137 115V114H136ZM189 115V114H188ZM229 115V114H228ZM231 115V119L233 116ZM235 115V114H234ZM236 115V116H237ZM10 116V115H9ZM14 116V115H13ZM40 116V115H39ZM38 116V117H39ZM44 116V115H43ZM42 116V117H43ZM49 116V115H48ZM49 116V120H51ZM58 116V115H57ZM62 116V114H61ZM61 116H59L61 118ZM112 116V115H111ZM178 116V115H177ZM191 116V115H190ZM193 116V115H192ZM195 116V115H194ZM201 116V114H200ZM11 117V116H10ZM16 117V116H15ZM37 116H35L36 118ZM41 117V118H42ZM56 117V116H54ZM74 117V115H73ZM109 117V115H108ZM107 117V118H108ZM235 117V116H234ZM242 119L241 117V123L243 122V120L246 119ZM17 118V117H16ZM15 118V120H16ZM34 118V117H32ZM46 118V116H45ZM72 118V117H71ZM98 118V116H97ZM104 118V117H103ZM136 118V117H135ZM134 118V119H135ZM215 118V117H214ZM237 118V117H236ZM249 117H247L248 120ZM9 119V118H8ZM24 116H23V120H24ZM31 119V118H30ZM28 119V120H30ZM43 119V118H42ZM58 119L55 118V120ZM113 118H110V120H112ZM132 119V122L133 120ZM138 119V117H137ZM194 119V118H193ZM197 119V117H196ZM11 120V119H10ZM13 120V119H12ZM33 120V119H32ZM35 123H39L40 125V117L37 119H34ZM48 120V121H49ZM60 120V119H59ZM63 120V119H62ZM91 120V121H90ZM108 120V119H107ZM150 120V119H149ZM218 120H220L218 118ZM238 120V119H237ZM240 120V119H239ZM238 120V121H239ZM254 120V119H253ZM20 122L17 118L16 122ZM105 121V120H104ZM103 121V122H104ZM118 121V122H117ZM137 121V120H134ZM140 121V122H141ZM146 121V120H145ZM194 121V120H192ZM200 121V120H199ZM198 121V122H199ZM202 121V120H201ZM223 121H225V119L223 118ZM222 121V122H223ZM235 121V120H234ZM8 122V121H7ZM12 122V121H11ZM15 122V121H14ZM15 122V123H16ZM44 122V121H43ZM46 122V121H45ZM51 122V121H50ZM54 122V121H53ZM60 121L57 120V124ZM93 122V123H92ZM100 122V120H99ZM99 122H97L99 124ZM179 122V121H177ZM205 122V121H204ZM203 122V126H207L205 125L206 122ZM236 122V121H235ZM15 123H13L14 125H16ZM25 123V122H24ZM23 123V124H24ZM34 123V122H33ZM32 123V124H33ZM34 123V125H35ZM47 123V122H46ZM49 123V122H48ZM138 124L139 127V123L135 122ZM142 123V122H141ZM147 123V122H145ZM196 123V122H195ZM201 123V122H199ZM225 124H227L226 122H224ZM229 123V121H228ZM249 123V122H248ZM31 124V123H30ZM43 124V123H42ZM50 124V123H49ZM53 125H50L52 128L54 126V123H52ZM56 124V123H55ZM56 124V127L57 126ZM63 124V123H62ZM69 124V123H68ZM132 123L130 122V125ZM136 124V125H137ZM159 124L163 125L159 127ZM216 124V123H215ZM231 124V123H230ZM232 124H234L232 122ZM2 125V124H1ZM5 125V126H6ZM12 125V124H11ZM10 125V128L13 127ZM45 125V124H44ZM43 125V126H44ZM48 125V124H47ZM66 126V124H63ZM101 125V124H100ZM133 125V124H132ZM181 125V124H180ZM183 125V124H182ZM200 125V124H199ZM198 125V126H199ZM202 125V124H201ZM209 125V124H208ZM212 125V124H211ZM210 125V126H211ZM219 124H217V128ZM229 125V124H228ZM237 126V123L235 124ZM242 125V124H241ZM6 126V127H7ZM28 126V125H27ZM33 126V125H32ZM36 126V125H35ZM42 126V125H41ZM104 126V127H105ZM158 126V127H157ZM184 126V125H183ZM200 126V127H203ZM214 126V125H213ZM211 126V128L213 127ZM235 126V127H236ZM240 126V125H238ZM1 127V126H0ZM15 127V126H14ZM38 127V126H37ZM96 127V126H95ZM137 127V126H136ZM178 127V126H177ZM182 128V126H180ZM178 127V128H180ZM185 127V126H184ZM186 127V128H187ZM199 127V128H200ZM203 129H208L207 127H205ZM220 129L222 131V129H225V126H223V124L221 123L220 125ZM231 127V125H230ZM229 127V128H230ZM18 128V127H17ZM32 128V127H30ZM29 128V129H30ZM35 128V127H34ZM43 128V127H42ZM64 130V127H62ZM155 128H160L161 130L159 131L160 134L159 135H155L154 134V129ZM228 127H226L227 130ZM242 128V127H241ZM3 129H6L5 127H3ZM9 129V128H8ZM15 129V128H14ZM23 129V128H22ZM36 129V128H35ZM41 130V128H39ZM47 129V128H46ZM56 129V128H55ZM59 130L61 129V123L60 126L58 128ZM56 129V130H58ZM67 129V128H65ZM99 129V128H98ZM106 129V128H105ZM104 129V130H105ZM131 129V128H130ZM136 129V128H135ZM175 129V130H174ZM195 129V128H194ZM201 129V128H200ZM199 129V130H200ZM215 129V127H214ZM232 129V128H231ZM239 129V127H238ZM21 130V129H20ZM25 130V129H23ZM44 130V129H43ZM54 130V129H52ZM51 131H47L49 132V136H50V132ZM54 131L55 133L57 131ZM62 130V129H61ZM103 130V128H102ZM138 130V129H137ZM184 130V129H183ZM191 130L192 127H191ZM197 130V129H195ZM213 130V129H212ZM218 130V129H217ZM225 130V131H226ZM230 131V129H228ZM234 130V129H232ZM3 132V130H0ZM6 131V130H5ZM4 131V132H5ZM10 131V130H9ZM16 131V129H15ZM28 131V130H27ZM31 131V130H30ZM29 131V132H30ZM34 131V130H33ZM111 131V130H110ZM134 131V130H133ZM136 131V130H135ZM188 131V129H187ZM194 131V130H193ZM198 131V130H197ZM220 131V130H218ZM227 131V133L229 132ZM237 131V129H236ZM235 131V132H236ZM242 131V130H241ZM1 132V133H2ZM12 132V131H11ZM17 132V131H16ZM21 132V131H19ZM104 132V131H103ZM101 132V133H103ZM156 132V131H155ZM183 132V131H182ZM181 132V133H182ZM190 132V131H189ZM192 132V131H191ZM202 132V130H201ZM205 132V130L203 131V133ZM209 133V131H206ZM205 132V133H206ZM214 132V130L212 131ZM18 133V132H17ZM17 133L14 132L15 135L11 136L8 135L7 132L0 134V166H7L11 163V159H17L19 158V156H14L13 150L10 149L11 144L13 142H19V140L21 139V137H18L16 135H18ZM35 132H33V136H32V132L30 133H25L29 134L27 136H31V139L28 141H24L25 137H23L22 139H24L23 141L25 142V145L27 148H30L32 143L38 138V140L41 141L40 138L45 137V135L47 134L46 131H42L41 133L39 131V133L37 132L34 135ZM59 133V132H58ZM57 133V134H58ZM106 133V132H105ZM104 133V134H105ZM136 133V132H135ZM134 133V135H135ZM200 133V132H199ZM216 133V131H215ZM214 133V134H215ZM219 133H225V132H219ZM233 133V131H232ZM238 133V132H237ZM23 134V133H22ZM21 134V135H22ZM52 134V133H51ZM56 134V135H57ZM100 133H98L99 135ZM131 134V133H130ZM137 134L138 131H137ZM157 134V133H156ZM188 134V133H186ZM194 134V133H193ZM207 134V133H206ZM211 134V133H209ZM222 134V135H223ZM240 134V133H239ZM24 135V134H23ZM48 135V134H47ZM46 135V136H47ZM54 135V134H53ZM128 135V134H127ZM133 136V132L131 134ZM130 135V136H131ZM179 137L181 134H178ZM232 135V134H231ZM234 135V134H233ZM10 136V137H8ZM58 136V135H57ZM211 136V135H210ZM216 136V135H215ZM228 136V135H227ZM139 137V136H138ZM182 137V136H181ZM195 137V138H194ZM202 137V138H201ZM209 137V136H208ZM207 137V138H208ZM217 137V136H216ZM224 137V136H223ZM237 137V136H236ZM234 137V138H236ZM6 138V142L7 144H3L5 143L2 142L1 139ZM47 138V137H45ZM135 138V137H134ZM210 138V137H209ZM213 138V137H211ZM222 138V137H221ZM28 139V137H27ZM138 139V138H137ZM144 139V138H143ZM153 139V140H152ZM164 139V140H165ZM220 139V138H219ZM223 139V138H222ZM240 139V138H239ZM249 139V137H248ZM136 140V139H135ZM134 140V141H135ZM148 140V139H147ZM163 140V141H164ZM165 140V141H166ZM211 140V139H210ZM225 140V138L223 139V141ZM238 140V139H237ZM37 141V140H36ZM45 141V140H42ZM212 141V140H211ZM210 141V143H211ZM216 141V139H215ZM240 141V140H239ZM11 144H8L10 143ZM136 142H140V141H136ZM196 142V143H195ZM237 142V141H236ZM241 142V141H240ZM247 142V143H246ZM38 143V142H36ZM131 143V142H130ZM156 143V141H155ZM160 143V142H159ZM164 143V142H163ZM209 143V144H210ZM14 144V143H13ZM12 144V145H13ZM24 144V143H23ZM35 144V143H34ZM40 144V143H39ZM45 144V143H44ZM162 144V142H161ZM173 144V145H172ZM218 144V145H219ZM239 144V143H238ZM264 144V143H263ZM262 144V145H263ZM137 145V143H136ZM135 144L133 146H136ZM168 145V144H167ZM261 145V144H260ZM15 146V145H14ZM13 146V147H14ZM24 146V145H23ZM23 146L22 147L23 149ZM37 146V144H35L34 146V151H35V147ZM39 146V145H38ZM41 146V145H40ZM39 146V147H40ZM164 146V144H163ZM166 146V145H165ZM165 146L163 147V149L165 148ZM254 146V147H253ZM12 147V148H13ZM17 147V146H16ZM46 147V146H45ZM170 147V146H168ZM167 147V148H168ZM213 147V146H212ZM263 147V146H262ZM171 148V147H170ZM215 148V147H214ZM231 148V147H230ZM19 149V148H18ZM21 149V148H20ZM21 149V150H22ZM38 149V148H36ZM175 149V148H174ZM213 149V148H212ZM16 150V148L14 149ZM20 150V151H21ZM71 150L74 151L73 154H76L77 156H79L80 158H82V164L81 162L79 163L80 166H75V165H64V167L59 166V160L57 161V159H62L60 157H67L66 154H69L71 152ZM172 150V149H171ZM184 150V151H186ZM219 150V151H218ZM257 150L258 147H257ZM23 151V150H22ZM32 151V152H34ZM37 151V150H36ZM35 151V152H36ZM168 151V150H167ZM255 151V150H254ZM29 152V151H28ZM38 152V151H37ZM177 152V150H176ZM181 153L184 154V152L180 151ZM218 152V153H216ZM18 153V152H17ZM21 153V152H20ZM19 153V154H20ZM172 153V152H170ZM178 153V152H177ZM216 153V154H215ZM25 154V155H26ZM72 154V155H73ZM173 154V153H172ZM180 154V153H179ZM247 154H249V157L247 156ZM254 154V153H253ZM256 154V153H255ZM71 155V153H70ZM185 155V154H184ZM187 155V154H186ZM43 156V155H42ZM69 156V155H68ZM176 156V154H175ZM180 156V155H179ZM28 157V158H29ZM171 157V156H170ZM183 157V156H182ZM185 157V156H184ZM252 157V156H251ZM57 158V159H56ZM181 158V157H180ZM223 158H227L226 160L229 162H226L225 164H219L218 162H220L219 160L223 159ZM254 158V157H253ZM64 159V158H63ZM76 159V158H75ZM2 160V161H1ZM5 160V161H4ZM16 160V161H17ZM78 160V159H77ZM79 160V161H80ZM85 160V161H84ZM24 161V160H23ZM62 161V160H61ZM60 161V163H61ZM67 161V160H66ZM69 161V160H68ZM21 162V161H19ZM18 162V163H19ZM27 162V161H26ZM17 163V162H16ZM22 163V162H21ZM75 163V160H74ZM213 163H218L219 165H217V167H219V172L225 173V175L223 176V179L225 178V176H227V180H223V181H218L217 177L214 178L208 170V164H213ZM222 163V162H220ZM59 164V165H58ZM66 164V162L64 163ZM71 164V163H70ZM216 164H213L216 165ZM20 165V164H19ZM242 165H246L247 168V177L245 178V180L243 179V181H238L236 180V178H234L233 176H236V174L232 175V171L234 172V170L236 168H239ZM202 166L201 169L196 170L197 167ZM212 166V165H211ZM19 167V166H18ZM10 168V167H8ZM179 168V169H178ZM186 169V168H185ZM242 169L245 168L242 167ZM3 170V169H2ZM12 170V169H11ZM14 170V169H13ZM238 170V169H237ZM211 172V171H210ZM216 172V171H214ZM239 172H243L240 171ZM264 173V172H263ZM160 174H165L164 177L162 178H158L157 175ZM167 174V175H166ZM216 174V173H215ZM218 174V172H217ZM242 173L238 174L240 177ZM220 175V174H219ZM245 175V174H243ZM161 176V175H160ZM221 177V176H219ZM257 177V178H256ZM186 178L188 180H190V185H193V187L191 189H183L178 182L181 184V182H185V180L183 181V179ZM242 178V175H241ZM240 178V179H241ZM244 178V177H243ZM261 177H259L260 179ZM263 179V178H261ZM182 180V181H181ZM181 181V182H180ZM187 182V181H186ZM259 182V183H258ZM186 184V183H185ZM181 187V188H180ZM197 195H199L197 197ZM264 200V199H263ZM260 202V201H259ZM109 225L110 228L113 225L115 228L112 229L111 231H108L107 229V225ZM108 231V233H107ZM119 249V250H118Z\"/></svg>", "mask_w": 264, "mask_h": 264}, {"label": "rangeland", "instance_id": "2", "mask_svg": "<svg viewBox=\"0 0 264 264\" xmlns=\"http://www.w3.org/2000/svg\"><path fill=\"white\" fill-rule=\"evenodd\" d=\"M87 1V2H86ZM127 1V2H126ZM137 1V0H136ZM135 0L133 1V0H0V44H2V45H0V48H2V50L0 49V60H1V62H0V89H3L2 90V92L0 91V93L2 94V96H0V98L1 99H3V102H4V104H3V102L2 103H0V111H2V109L3 110H7V117H6V119L4 120L5 121V123H9L8 125H9V127L6 125V124H3V122H0V130H3V132L2 131H0V134H2V133H5V132H7L8 133V135H11V136H13V135H15L14 134V132L15 133H17L18 135H16V136H18V137H21V139L19 140V142H13L12 144H11V142L10 143H8V144H11V147H10V149H12L13 150V153H14V156L16 155V156H19V155H21V156H19V158H18V160L16 161L14 158L13 159H11V160H13V161H11V163L9 164V165H7V166H5V165H3V166H0V170H1V172L2 173H5V172H3V171H5L6 169L7 170H9V171H16V169H18L19 168V170H20V168H23V167H25L26 165H28L29 166V164H27V163H30V160L28 161V159H30V154L32 155V157L33 156H35L36 155V153H40V151H43V150H41L42 148H44V150L46 151V148H47V145L46 144H48L49 142H50V140L52 139V136L53 137H55L54 139H57V138H59V135L61 134V133H66L67 132V130H68V128L70 127V125H71V123H72V121L74 122V120H75V118L77 117L76 115L78 114V113H80L81 112V110L82 111H85V113H88L89 111H90V113H89V119H91L92 121H94L95 123L94 124H92V129L93 130H96V131H94L95 132V134L97 135V137L98 138H100V140H102V139H106V134L107 133H109L110 135H111V133H112V129H110L108 126L106 127L105 125H106V123L108 122V121H113V120H116L117 118V120L119 121L122 117V119H124V116H125V114H128L127 112L128 111H130L131 113H133V114H135V115H133V118L132 119H134L135 117V119L134 120H137V121H134L133 120V122H132V119H131V121H129V124H128V127H129V129L127 130V133H126V135H124V133L126 132V129H125V131L121 134L124 138H126V136L129 138V139H131L130 140V142H128L129 143V145H131V147L130 148H133V147H136V148H138L139 146L138 145H141V140L142 141H144V142H149V139L150 138H148V135L147 136H142L141 137V132H142V130L141 129H143V127H145L146 125H148L149 123H151L152 121L153 122H155L156 120H158V117L160 116V117H163L164 115H165V112H166V105L167 104H165L166 102H169L170 103V101H169V95H170V92H171V88L172 87H176L177 86V84H179L178 82H180V83H182V84H184V85H189L190 84V88H192V89H201V90H206L207 89V91H209L210 90V92L212 93V94H214L215 96V100H217L216 102H218L219 101V103L217 104L216 102H214L212 105H213V107L211 106V105H208L207 106V104L206 105H201L202 107H201V109H199V110H196V112H195V110L194 109H192V112L190 113V111L189 110H191L190 108H191V106H189V109L187 110V115H185V118H189V119H191V117H193L192 119H191V122H189V125L191 124H193V126H189V127H187L188 126V122L185 124V122H184V120L183 119H181L182 117L180 116V114H178L179 112H176V114H174V116H176L174 119V123H172L171 125H169V126H166V127H160V126H163V125H161V124H159V127L160 128H162V129H168V127L169 128H175V129H180V131L178 130V132H176V133H178V134H181L180 135V137H179V135L177 134V141L181 138V139H184L185 137H186V135L187 136H190L191 134L192 135H195V134H201V136H202V134H203V138L205 139V140H208V145H209V150H211L210 152L211 153H213L214 154V151H216L217 149H219L220 147V144H222V143H227L228 141H230L231 140V142H228V144L229 143H231V144H229V151H232V149H233V147L231 146V145H242L245 141H250L251 140V138H250V134H248L247 135V138H244V141L242 140V138L240 137L241 136V133L242 132H244L243 130L244 129H246V127L247 126H249V127H254L255 125H257V116H256V113L255 114H252V116L254 117V118H250L251 117V112H249V114H250V116L247 114L248 112H246L247 111V109H246V107H245V105L243 106H241L240 107V104H242V102H243V94L245 93V91L247 90L248 91V88H249V91H253L254 89H255V86H256V88H258L257 86H259V87H261L260 89H257V91H263V88H264V0H209V1H206V0H198V1H194V0H190L189 2H188V0H171V2H169L170 0H156V2H153L154 0H150V2H151V5H150V2L148 1V0H146V1H148V2H146V1H144V0H140L139 2H136ZM143 1V2H142ZM169 2V3H167V2ZM184 1V2H183ZM192 1V2H191ZM195 3H194V2ZM204 1H206V2H204ZM212 1H213V4H210V3H212ZM227 1V2H226ZM232 1H234V2H232ZM241 3H240V2ZM48 2H49V9H48V7L46 6V3L48 4ZM81 2V3H80ZM83 2V3H82ZM85 2V3H84ZM135 3V4H133V3ZM152 2H153V4H152ZM165 2V3H164ZM172 2H173V4H172ZM184 4H183V3ZM186 2V3H185ZM208 2V3H207ZM218 2H219V5H218ZM229 2V3H228ZM41 3H42V5H41ZM79 3V4H78ZM115 3V4H114ZM120 3V4H119ZM123 3H124V8H126V10L124 11V8H122L123 7ZM125 3H126V5H125ZM141 3V4H140ZM144 3H146V4H144ZM164 3V4H163ZM175 3V4H174ZM179 3V4H178ZM189 3H193L192 5H196L195 7L194 6H192L193 7V9H192V11L191 12H194L193 14L192 13H190V11L189 10H185V9H183V8H186L187 6V4L189 5ZM198 3V4H197ZM214 3H216V4H214ZM233 3V4H232ZM42 6H40V5ZM45 6H44V5ZM113 4V5H112ZM133 4V5H132ZM149 4V5H148ZM166 6L167 8H169V11L167 12L168 13V15H167V13L166 14H164V13H162V14H160L161 12L160 11H156V12H153L154 14H156V15H154V16H151L152 15V13H151V15H149V17L150 18H153V19H148V20H142L141 18L143 17V15H144V13H147V12H149L150 11V9L149 8H152V7H158V6ZM170 4V5H169ZM177 4H178V6H177ZM186 4V5H185ZM191 4L189 5V6H191ZM206 4V5H205ZM220 4H221V6H220ZM224 4V5H223ZM12 5V6H11ZM29 5V6H28ZM116 5V6H115ZM135 5V7H133ZM143 7H142V6ZM155 5H157V6H155ZM168 5V6H167ZM175 5V6H174ZM210 5V6H209ZM215 5V6H214ZM229 5V6H228ZM233 5H234V7H233ZM8 6V7H7ZM34 6H35V8H34ZM41 7V8H39V12H41V13H45V16H43V19L44 20H42V21H39L38 23H37V21H36V30H38L37 32L40 34V36L38 35V40H37V42H35V43H33V44H31V43H29V42H27L28 41V39L26 38L27 36L26 35H28V33H29V24H31V23H34L35 21V15H31L32 13L33 14H35V12H36V8H38V7ZM43 6H44V8H43ZM53 6V7H52ZM91 6V7H90ZM107 6V7H106ZM109 6V7H108ZM138 6V7H137ZM151 6V7H150ZM170 6V7H169ZM174 6V7H173ZM182 6H184V7H182ZM211 6H213V7H211ZM228 6V7H227ZM261 6V7H260ZM29 7V8H28ZM47 7V8H46ZM52 7V8H51ZM106 9H105V8ZM114 7H115V9L117 10H115L114 9ZM122 9H121V8ZM141 7V8H140ZM149 7V8H148ZM63 8V9H62ZM103 8V9H102ZM128 8V9H127ZM139 8V9H138ZM147 8V9H146ZM224 8V9H223ZM257 8V9H256ZM21 9V10H20ZM73 9V10H72ZM143 9V10H142ZM145 9V10H144ZM149 9V10H148ZM170 9H171V11H170ZM195 9V10H194ZM235 9H236V12H237V10L239 11V12H235ZM2 10V11H1ZM47 10V11H46ZM102 10V11H101ZM106 10L107 12L106 13H104V11ZM128 10V11H127ZM142 10V11H141ZM148 10V11H147ZM174 10V11H173ZM184 10V11H183ZM208 10V11H207ZM226 10H228V11H226ZM232 10H234V11H232ZM253 10H255V11H253ZM11 11V12H10ZM23 11V12H22ZM120 11V12H119ZM123 12V14H122V12ZM130 11V12H129ZM137 11H139V12H137ZM172 11L174 12V13H172ZM188 11V12H187ZM210 11V13H211V15H210V13H208ZM212 11V12H211ZM215 11V12H214ZM257 11V12H256ZM16 12V13H15ZM19 12V13H18ZM65 12H66V14H65ZM67 12H68V14H67ZM70 12L72 13L71 15H73V16H69V14H70ZM78 12V13H77ZM109 12V13H108ZM118 12V13H117ZM125 12V13H124ZM170 12V13H169ZM178 12V13H177ZM183 12H185V13H183ZM196 12V13H195ZM226 12V13H225ZM229 12H230V14H229ZM232 12V13H231ZM234 12V13H233ZM240 12H241V15H239L240 14ZM249 12H251V13H253V14H250L251 16H248L249 15ZM86 13V14H85ZM159 13V14H158ZM206 13V14H205ZM223 13H225V14H223ZM254 13H255V15H254ZM2 14V15H1ZM75 14H77V15H75ZM105 14V15H104ZM109 14V15H108ZM127 14V15H126ZM179 14V15H178ZM185 16H188L189 18H187V17H185L184 18V15ZM197 14V15H196ZM228 16H227V15ZM233 14H237L236 16H237V18L238 17H240V19L242 20H240L239 18L237 19V18H233V17H231ZM19 15V16H18ZM28 15V16H27ZM66 15H68V16H66ZM75 15V16H74ZM80 15V16H79ZM119 15V16H118ZM123 16V19L121 18L122 16ZM126 15V16H125ZM137 15V16H136ZM162 16V18H161V16ZM165 15H167L166 17H165ZM175 15H177L176 17L173 16ZM183 15V16H182ZM211 17H210V16ZM224 15V17H222ZM3 16V17H2ZM30 16V17H29ZM77 16V17H76ZM92 16V17H91ZM125 16V17H124ZM182 16L183 17V19L181 20V19H179L180 17ZM206 16V17H205ZM222 18H221V17ZM263 16V17H262ZM22 17V18H21ZM47 17H49L51 20H50V23L49 22H46V19H47ZM73 17V18H72ZM95 17V18H94ZM104 17V18H103ZM159 17V18H158ZM171 17H173L172 19H174V20H172L171 19ZM179 17V18H178ZM181 17V18H182ZM192 17V18H191ZM215 17H216V19H215ZM226 17V18H225ZM246 17V18H245ZM250 18V20L248 19V18ZM31 20H30V19ZM46 18V19H45ZM61 18V19H60ZM64 18H66V19H64ZM78 18V19H77ZM102 18V19H101ZM112 18V19H111ZM117 18V19H116ZM132 20V22H131V20ZM141 19V21L140 22H138L140 19ZM167 18V19H166ZM229 18V19H228ZM246 19V21H245V19ZM27 19L28 20H30L29 22L27 21ZM59 19H60V21H59ZM81 19V20H80ZM86 19V20H85ZM108 19V20H107ZM120 19H121V21H120ZM125 19V20H124ZM128 19V20H127ZM144 19V18H143ZM170 19H171V21L173 22H171L170 21ZM212 21H211V20ZM217 19H219L218 21H217ZM227 19V20H226ZM64 21V22H61V21ZM69 20V21H68ZM117 20H118V22H117ZM133 20H135V21H133ZM178 20H179V22H178ZM209 21V22H206V21ZM214 20H216V21H214ZM234 20H235V22H234ZM240 20V21H239ZM259 20V21H258ZM71 21V22H70ZM76 21V22H75ZM89 21H90V23H89ZM105 23H104V22ZM111 21V22H110ZM114 21V22H113ZM127 21H129V22H126ZM143 21H145V22H143ZM148 23H147V22ZM180 21H181V23H180ZM194 21V22H193ZM27 22V23H26ZM53 22V23H52ZM67 22V23H66ZM86 24H85V23ZM93 22V23H92ZM107 22V23H106ZM119 22H120V24L122 25H120L119 24ZM131 22V23H130ZM139 24H138V23ZM141 22H143V24L141 23ZM154 22V23H153ZM175 22H178V23H175ZM241 22H242V25H241ZM259 22V23H258ZM5 23V24H4ZM25 23H26V25H25ZM29 23V24H28ZM84 23V24H83ZM96 23V24H95ZM101 23V24H100ZM126 23V24H125ZM136 23V24H135ZM140 23H141V25H140ZM160 23H162V25L160 24ZM166 23H169L168 24V26H167V24ZM208 25H207V24ZM228 23H230L229 25H228ZM238 25H236V24ZM10 24V25H9ZM65 24V25H64ZM109 24H112L113 25V27H111V25H109ZM117 25V27H116V25ZM119 24V25H118ZM128 24H130V26L132 25L133 27H134V29L132 28V26L130 27ZM160 26H159V25ZM176 24V25H175ZM206 24V25H205ZM210 24V25H209ZM211 24H213L212 26H211ZM220 24V25H219ZM231 24H233V25H231ZM250 25V26H248V25ZM22 27H21V26ZM81 25V26H80ZM96 25V26H95ZM124 25V26H123ZM127 25V26H126ZM137 25H139V26H137ZM175 25V26H174ZM227 25V26H226ZM235 25V26H234ZM107 26V27H106ZM108 26H110L111 27V29H109L108 28ZM114 26H115V31H114ZM118 26H121L120 28L118 27ZM143 26V27H142ZM158 26V27H157ZM172 26V27H171ZM218 26V27H217ZM231 26V27H230ZM232 26H234L233 28H232ZM254 27V29H253V27ZM258 26V27H257ZM20 27V28H19ZM64 27H67L68 29L67 30H65V31H67L66 33H63V32H65L64 31ZM92 27V28H91ZM95 27V28H94ZM101 27V28H100ZM104 27H106V29L104 28ZM137 27V28H136ZM142 27V28H141ZM159 27H162V28H159ZM163 27H166V28H163ZM184 27V28H183ZM205 27V28H204ZM207 27V28H206ZM212 27V28H211ZM229 27H230V31H229V33H227V37L228 36H230V38H228V40L230 41V39L232 40V41H230V42H232V43H235L234 44V49L233 50H231V52H233L234 54H235V56L233 55V53H231V52H229V50H226L225 52H223L222 51V54H221V56H223V54L225 55V53L227 54L228 52L230 53V55H229V53H228V55L229 56H234V59L233 60H235V61H233L231 58L232 57H230V59H228V55H225L224 57L225 58H221V56H219L220 54H213V49H211L210 47L211 46H214V44H219V41L218 40H220L219 39V37H220V33H223V32H227V30L229 29ZM238 27V28H237ZM244 27H245V30H247V31H245L244 30ZM248 27H250V28H248ZM261 27H263V28H261ZM27 28V29H26ZM104 28V29H103ZM111 31V33H110V31L108 30V29ZM119 28V29H118ZM139 28H140V30H139ZM159 29V31H158V29ZM172 28V29H171ZM211 28V29H210ZM225 28V29H224ZM227 28V29H226ZM235 28H237V29H235ZM247 28V29H246ZM12 29V30H11ZM60 29H62V30H60ZM117 29V30H116ZM137 29V30H136ZM145 29H146V32H144L145 31ZM150 29V30H149ZM163 29V30H162ZM168 29V30H167ZM170 29V30H169ZM232 29V30H231ZM249 29V30H248ZM251 29H252V31H251ZM257 29V30H256ZM26 30V31H25ZM40 30V31H39ZM50 30V31H49ZM69 30V31H68ZM72 30V31H71ZM82 30H83V32H82ZM92 30V31H91ZM96 30V31H95ZM106 30V31H105ZM122 30V31H121ZM127 30V31H126ZM130 30H132V31H130ZM144 30V31H143ZM155 30V31H154ZM157 30V31H156ZM166 30H167V33H165L166 32ZM171 30H173V32L171 31ZM176 30V31H175ZM184 30V31H183ZM222 30V31H221ZM256 30V31H255ZM262 32H261V31ZM59 31V32H58ZM63 31V32H62ZM76 31V32H75ZM89 31H91V32H89ZM119 31V32H118ZM136 31V32H135ZM142 31V33H144L143 35H142V33L140 34L139 33V35H138V32H141ZM162 31V32H161ZM175 31V32H174ZM219 31V32H218ZM232 31H233V33H232ZM237 31V32H236ZM246 33V32H250L249 34H251V36H250V38H248L249 40H251V41H253L252 43L251 42H249V40H248V42H249V45H248V47L249 48H247V45L245 46V44L243 43V38H242V35H243V33L244 32ZM257 32L256 34L255 33H253V32ZM259 31V32H258ZM2 32V33H1ZM41 32V33H40ZM43 32V33H42ZM47 32H48V34H47ZM58 32V33H57ZM87 32H89V33H87ZM98 32V33H97ZM117 32V34H119V35H121V32H122V34L123 35H121V36H123V37H127L126 38V41L127 42H121V41H116V40H114L113 39V37H114V34L113 33H116ZM129 32V33H128ZM155 32V33H154ZM201 32V33H200ZM216 32V33H215ZM234 32H236V33H234ZM243 32V33H242ZM19 33V34H18ZM63 33V34H62ZM135 35H134V34ZM147 33V34H146ZM164 33V34H163ZM190 33V34H189ZM200 33V34H199ZM204 33V35L202 36V34ZM230 33H232V34H230ZM242 33V34H241ZM4 34V35H3ZM46 34V35H45ZM83 34H84V36H83ZM91 34V35H90ZM93 34V35H92ZM104 34V35H103ZM111 34V35H110ZM154 34V35H153ZM187 34V35H186ZM8 35V36H7ZM88 35H90V36H88ZM127 35V36H126ZM131 35V36H130ZM186 35V36H185ZM190 35H191V37H190ZM198 35H201V36H198ZM232 35H234V36H232ZM255 35H256V39H255ZM258 35V36H257ZM14 36V37H13ZM52 36H53V38H52ZM74 36V37H73ZM100 36V37H99ZM104 36V37H103ZM113 36V37H112ZM130 36V37H129ZM142 36V37H141ZM145 36V37H144ZM148 36V37H147ZM217 36V37H216ZM237 36V37H236ZM244 36V35H243ZM6 37V38H5ZM51 37V38H50ZM105 37H106V39H105ZM107 37H109V38H112L111 40L109 39V38H107ZM131 39V41L132 42H129L130 41V39ZM144 37V38H143ZM149 37H150V39H149ZM155 37V38H154ZM201 37V38H200ZM210 37V38H209ZM233 37V38H232ZM242 38V40H241V38ZM248 37V36H247ZM246 37V38H247ZM254 37V38H253ZM22 38H24V39H22ZM42 38V39H41ZM48 38H50V39H48ZM84 38V39H83ZM86 38H88L89 40H87ZM135 40H134V39ZM139 38H140V40H139ZM143 38V39H142ZM145 38H146V41H148V42H145ZM154 38V39H153ZM173 38V39H172ZM184 38V39H183ZM188 38H191L190 39V43H189V39ZM204 38V39H203ZM216 38V39H215ZM218 38V39H217ZM47 39V40H46ZM53 39H54V41H53ZM57 39V40H56ZM104 39V40H103ZM110 41H109V40ZM128 39V40H127ZM138 39V41H141V43L140 42H138L137 41V43L135 42L136 40ZM148 39V40H147ZM160 39V40H159ZM173 43V45H171L170 43H168V42H170L169 40ZM176 39V40H175ZM188 39V40H187ZM195 39V40H194ZM203 39V41H200L199 42V40H202ZM240 39V40H239ZM39 40H41V42L39 41ZM44 40V41H43ZM92 40V41H91ZM101 40V41H100ZM103 40V41H102ZM182 40H184V41H182ZM188 42H187V41ZM208 40H210V41H208ZM237 40V41H236ZM6 41V42H5ZM105 41V42H104ZM106 41H107V43H109V44H107L106 43ZM113 41V42H112ZM175 41H177V42H175ZM214 41V42H213ZM239 41H241V43H243L242 44V46H244V47H242L241 46V43L239 42ZM46 42V43H45ZM56 42V43H55ZM111 42V43H110ZM121 42V43H120ZM195 42V43H194ZM199 42V43H198ZM209 42V43H208ZM212 42H213V44H212ZM216 42V43H215ZM27 43H28V45H27ZM36 43H41L42 45H41V47H40V49H39V53L37 52V55H35L34 56V61L32 60L31 61V67L29 68V71H28V75H29V73H30V77L28 76V78L29 79H27V76L26 77H24L23 79L21 78V79H19V81H21V80H23L22 82H19V83H22V85H25V82H26V84H27V88H28V83H30V81H32L33 83H38L41 79H42V81H43V79L45 80H53V81H55V82H59L60 84H62L63 86H64V88H63V86L61 85V87H62V89H60V90H55V91H53V95H52V93L51 92H49V91H47V90H38V91H36L35 89V91L33 90V89H31V88H28V89H31V91H29L28 89H27V91H23V90H21V87H17L18 89H16V91L15 90H13V88H14V85H10V81H11V79H7L5 82H2L1 81V79L3 78V77H6V76H8V75H6L5 74V72H6V70H10V69H13V68H15L14 66L16 65L15 63H14V60H15V62L17 61L16 59H17V56H18V58L20 57V54L23 52V53H25V52H28L31 48H32V45H37ZM50 43V44H49ZM115 43V44H114ZM145 43V44H144ZM175 43V44H174ZM183 44V45H181V44ZM197 43H198V45H197ZM203 43V44H202ZM206 43H208V44H206ZM261 43V44H260ZM19 44V45H18ZM113 44V45H112ZM117 44V45H116ZM124 44V45H123ZM133 44V45H132ZM137 44V45H136ZM145 45V47H144V45ZM178 44V45H177ZM180 44V45H179ZM187 44V45H186ZM210 44V45H209ZM239 46H237V45ZM258 44V45H257ZM8 47H7V46ZM15 45V46H14ZM17 45V46H16ZM58 45V46H57ZM131 45V46H130ZM139 45V46H138ZM141 45V46H140ZM149 45V46H148ZM160 45H162V46H160ZM169 45V46H168ZM187 46V47H184V46ZM193 45V46H192ZM197 47H196V46ZM207 45V46H206ZM258 46V48L256 47V46ZM46 46V47H45ZM91 46V47H90ZM103 46V47H102ZM107 46H108V48H107ZM111 46H113L114 48L112 49V47ZM124 46H125V49L127 50L126 51V56H125V58L127 59H124L123 61H119V58H117V57H119V55H118V47H121V48H124ZM148 46V47H147ZM159 46V47H158ZM178 46V47H177ZM195 46V47H194ZM235 46H237L238 47V50H237V47H235ZM241 46V47H240ZM6 47H7V49H6ZM17 49H16V48ZM45 47V48H44ZM131 47V48H130ZM137 49H136V48ZM144 47V48H143ZM163 47V48H162ZM170 47V48H169ZM194 47V48H193ZM262 47V48H261ZM43 48V49H42ZM127 48H129V49H127ZM142 48V49H141ZM145 48H146V51H145ZM152 48V49H151ZM155 48V49H154ZM176 50H175V49ZM186 48V49H185ZM191 48H193V49H191ZM197 48H199V49H197ZM236 48V49H235ZM244 48H246V49H244ZM255 48V49H254ZM5 49V50H4ZM52 49V50H51ZM108 52H111V55H109V54H106L107 53V51ZM118 49V50H117ZM136 49V51H132V50H135ZM141 50V51H139V50ZM169 49V50H168ZM174 49V50H173ZM203 49H204V52H203ZM245 50L244 51V53H242L243 52V50ZM251 49V50H250ZM20 52H19V51ZM65 50V51H64ZM67 50V51H66ZM130 50V51H129ZM167 50V51H166ZM172 50V51H171ZM178 50V51H177ZM192 50H194V51H192ZM236 50V51H235ZM260 50V51H259ZM14 51V52H13ZM106 51V52H105ZM128 51H129V53H130V55H129V53H128ZM144 51V52H143ZM171 51V52H170ZM175 51V52H174ZM177 51V52H176ZM184 51V52H183ZM192 51V52H191ZM228 51V52H227ZM255 51V52H254ZM257 51V52H256ZM9 52L11 53V54H9ZM17 52V53H16ZM19 52V53H18ZM67 52V53H66ZM113 52V53H112ZM117 52V53H116ZM134 52H136V53H134ZM138 52V53H137ZM143 52V53H142ZM163 52H165V53H163ZM166 52L168 53V54H166ZM188 52H190L191 54H188ZM208 52V53H207ZM209 52H211L210 54L211 55H208L209 54ZM251 52V53H250ZM5 55H4V54ZM42 53V54H41ZM56 53V54H55ZM62 53V54H61ZM104 53L106 54L104 57H103V55H104ZM132 53V54H131ZM176 54V55H173V54ZM179 53V54H178ZM187 53V54H186ZM194 53V54H193ZM197 53V54H196ZM202 53H204V54H202ZM247 53H250V54H247ZM253 53V54H252ZM16 54V55H15ZM40 54V55H39ZM46 54H48V55H46ZM51 54V55H50ZM143 54V55H142ZM158 54V55H157ZM159 54L160 55H162V56H165V54H166V60H165V58H163L162 56H160L161 58H159ZM170 54V55H169ZM207 54V55H206ZM4 55V56H3ZM56 55V56H55ZM69 55H71V56H69ZM100 57H99V56ZM117 55V56H116ZM122 55H124V54H122ZM127 55H128V57H127ZM139 55H140V58H139ZM150 55V56H149ZM157 55V56H156ZM171 56V58H169L168 56ZM178 56V58L176 57L175 59H178V60H175L174 58H172L173 56ZM184 55V56H183ZM188 55V56H187ZM192 55V56H191ZM198 55V56H197ZM202 55V56H201ZM213 55V56H212ZM216 55H218L217 56V58L216 57H214V56H216ZM238 55H240V56H238ZM246 55V56H245ZM251 55V56H250ZM256 55V56H255ZM259 55V56H258ZM9 58H8V57ZM11 56V57H10ZM96 56V57H95ZM109 58H108V57ZM110 56L112 57V58H110ZM129 56H131L132 58H130ZM137 56H138V58H137ZM142 56V57H141ZM146 56V57H145ZM152 56V57H151ZM182 56V57H181ZM203 56H204V58H203ZM209 56V57H208ZM238 56V57H237ZM248 56V57H247ZM255 56V57H254ZM260 56H262V57H260ZM77 57V58H76ZM82 57V58H81ZM107 57V58H106ZM149 57V58H148ZM154 57V58H153ZM194 57H196V59L197 60H195V58ZM203 59V61H202V59ZM212 57V58H211ZM242 57H245V58H242ZM253 57V58H252ZM258 57V58H257ZM4 58H6V59H4ZM8 58V59H7ZM49 58H51V59H49ZM57 58V59H56ZM72 58V59H71ZM79 58V59H78ZM99 58V59H98ZM104 58V59H103ZM116 58V59H115ZM134 58V59H133ZM135 58H136V60H135ZM147 58V59H146ZM168 58H169V60H168ZM180 58H181V60H180ZM187 58V59H186ZM190 58V59H189ZM200 58V59H199ZM248 60H247V59ZM250 58V59H249ZM47 59V60H46ZM71 59V60H70ZM102 59V60H101ZM108 59H109V62H108ZM115 59V60H114ZM128 59H130V60H132V61H128ZM137 59H138V61H137ZM145 59V60H144ZM155 59V60H154ZM160 59V60H159ZM192 59H193V61H192ZM206 59V60H205ZM209 59H211V60H209ZM226 59V60H225ZM36 60V61H35ZM78 60V61H77ZM80 60V61H79ZM101 62H100V61ZM143 60H144V62H143ZM163 60V61H162ZM168 60V61H167ZM171 60V61H170ZM185 60V61H184ZM188 60H190V62H189V64H187V62H188ZM198 60H199V62L202 64V65H200L199 66V64L200 63H198ZM220 60V61H219ZM242 60H243V62H242ZM247 62L248 61V63H246L245 61ZM252 60V61H251ZM260 60V61H259ZM50 61V62H49ZM73 61V62H72ZM96 61H98V62H96ZM134 61H136L135 63H134ZM143 62L142 64H139V62ZM154 61H157V63H156V65H155V62ZM162 63L161 65H159V63L160 62ZM170 61V63H168ZM174 62V64L176 63V65H174L173 63H171V62ZM179 61V62H178ZM184 61V62H183ZM205 61V62H204ZM211 61V62H210ZM228 61V62H227ZM249 61H251V62H249ZM255 61V62H254ZM9 62V63H8ZM37 62V63H36ZM41 62H42V64H41ZM45 62V63H44ZM49 62V63H48ZM75 62H78V63H75ZM94 62V63H93ZM120 62H122V64L120 63ZM132 62V63H131ZM140 62V63H141ZM152 62H154L153 64H152ZM207 62H208V64H207ZM223 62V63H222ZM35 63V64H34ZM44 63V64H43ZM67 63H69V64H67ZM74 64V65H76V66H74V65H72V64ZM101 63V64H100ZM109 65V66H107V64ZM112 63H114V64H112ZM128 63H129V65L130 66H128ZM178 63V64H177ZM183 63H185V64H183ZM211 63V64H210ZM221 63V64H220ZM229 63V64H228ZM231 63V64H230ZM238 63V64H237ZM245 63V64H244ZM7 64V65H6ZM10 64V65H9ZM33 64V65H32ZM47 64H48V66H47ZM51 64V65H50ZM55 64H57V65H55ZM92 64V65H91ZM93 64H95V66L93 65ZM103 64V65H102ZM116 64V65H115ZM133 64V65H132ZM135 64H138L137 66H138V69H136L137 68V66L135 65ZM144 64V65H143ZM153 65V66H151V65ZM168 66H170V67H166L167 65ZM191 64V65H190ZM204 64V65H203ZM217 65V66H215V65ZM4 65V66H3ZM6 65V66H5ZM51 66V68L53 69H50V66ZM79 65V66H78ZM97 65V66H96ZM122 65L123 66H125L126 68H124V67H122ZM139 65H141V66H139ZM142 65H143V67H142ZM161 67L162 65V67L160 68L159 66ZM188 65V66H187ZM207 65V66H206ZM224 65V66H223ZM253 65V66H252ZM33 66V67H32ZM37 66H39V67H37ZM42 66V67H41ZM46 66H47V68H46ZM53 66V67H52ZM64 66H66L65 68H64ZM73 66V67H72ZM87 66H88V68H87ZM94 66V68H92V67ZM106 66V67H105ZM120 67V68H118V67ZM132 66V67H131ZM134 66V67H133ZM150 66V67H149ZM172 66V67H171ZM174 66H176V67H174ZM184 66V67H183ZM208 67L209 66V68H206V67ZM210 66H212V67H210ZM228 68H227V67ZM49 67V68H48ZM55 67H56V69H55ZM75 67H76V69H75ZM82 69L84 72H82V70L80 71V69ZM85 67H86V70H87V72H86V70H84L85 69ZM95 67H97L96 69H95ZM101 67H102V69H101ZM110 67V68H109ZM141 67V68H140ZM147 67V68H146ZM153 69H152V68ZM183 67V68H182ZM186 67V68H185ZM193 67V68H192ZM199 67V68H198ZM218 67V68H217ZM237 67V68H236ZM239 67V68H238ZM243 67V68H242ZM253 67V68H252ZM3 68V69H2ZM7 68V69H6ZM38 68V69H37ZM70 68V69H69ZM71 68H73V69H71ZM155 68L157 69V70H155ZM176 68V69H175ZM189 69L188 71L190 72V73H188V74H186V75H183V76H180V75H178V74H181V72H180V70L181 69ZM192 68V69H191ZM195 68H197V69H195ZM201 68V69H200ZM215 69V70H213V69ZM217 68V69H216ZM225 68V69H224ZM226 68H227V71H225L226 70ZM241 68V69H240ZM5 69V70H4ZM37 69V70H36ZM39 69H41L42 70V72H41V70H39ZM44 69V70H43ZM49 69V71H47ZM66 71V72H64V70ZM67 69V70H66ZM94 69V70H93ZM104 69V70H103ZM117 69V70H116ZM132 70V72H131V70ZM141 69H144V70H146V71H148V72H146V73H143L144 72V70H142V72H141ZM178 69H180L179 71H178ZM199 69H200V74H199ZM222 71H220V70ZM224 69V70H223ZM233 69V70H232ZM33 70V71H32ZM52 70V71H51ZM88 70H91L92 72H90V71H88ZM99 70V71H98ZM114 72H112V71ZM115 70V71H114ZM121 70V71H120ZM122 70H123V72H122ZM129 70V71H128ZM140 71V75H141V77L139 76V74H138V72ZM151 70V71H150ZM164 70H165V72H166V70H167V72L165 73L164 72ZM170 70V71H169ZM175 70V71H174ZM209 70V71H208ZM217 70V71H216ZM1 71H3V72H1ZM45 71V72H44ZM74 71V72H73ZM111 71V72H110ZM118 71V72H117ZM119 71H120V74H121V76L119 77V76H117V75H115V72L116 73H119ZM134 71V72H133ZM169 71V72H168ZM195 71V72H194ZM223 71H224V73H223ZM241 71V72H240ZM35 74H34V73ZM52 72V73H51ZM76 72H78V73H76ZM84 73V74H81V73ZM88 72H89V74H93L92 76H90L89 74H88ZM96 72V73H95ZM98 72V73H97ZM100 72H102V73H100ZM105 72V73H104ZM122 72V73H121ZM152 72L155 74V75H153L152 74ZM178 72V73H177ZM192 72V73H191ZM198 72V73H197ZM205 72V73H204ZM225 72H226V74H225ZM228 72V73H227ZM33 73V74H32ZM51 73V74H50ZM68 73V74H67ZM70 73H71V75L72 74H74V75H72L71 77L69 76L70 75ZM80 73V74H79ZM110 73V74H109ZM124 73H127V75H128V84H127V82H125L126 80H123V79H121L122 77H123V74ZM131 73H132V75H131ZM134 73V74H133ZM147 73H149V74H147ZM151 73V74H150ZM157 73H163L161 76L159 75V74H157ZM171 74L170 75V77L169 78H167L166 77V75L167 74ZM177 73V74H176ZM195 73V74H194ZM243 73V74H242ZM2 74V75H1ZM39 74H41V75H39ZM45 74V75H44ZM47 74V75H46ZM108 74V75H107ZM136 74V76H134ZM148 75V76H146V75ZM164 74H166V75H164ZM190 74H192V76L190 75ZM213 74V75H212ZM221 74V75H220ZM35 75V76H34ZM49 75H50V77H49ZM55 75H56V77H55ZM76 75V76H75ZM86 75H89V76H86ZM105 77H104V76ZM111 75V76H110ZM138 75V76H137ZM143 75V76H142ZM150 75H153V76H150ZM156 75H158V76H160V77H156ZM173 75V76H172ZM178 75V76H177ZM195 75V76H194ZM202 75V76H201ZM222 75H223V77H222ZM233 75V76H232ZM34 76V77H33ZM37 76H39V78L37 77ZM46 76V77H45ZM47 76H48V78H47ZM61 76V77H60ZM67 77V78H65V77ZM69 76V77H68ZM94 76V77H93ZM102 77L104 80H102L101 79V77L100 78H98V77ZM106 76H107V78H106ZM109 76V77H108ZM113 76V77H112ZM130 76L132 77V78H130ZM176 76V77H175ZM189 76V77H188ZM251 78H250V77ZM261 76V77H260ZM10 77V76H9ZM36 77V78H35ZM41 77V78H40ZM45 77V78H44ZM77 77V79H75ZM79 77V78H78ZM82 77V78H81ZM145 77H147V79L145 78ZM150 77H152L151 79L152 80H150ZM174 79H172V78ZM183 77V78H182ZM193 77V78H192ZM202 77V78H201ZM227 77V78H226ZM34 78V79H33ZM87 78V79H86ZM88 78H89V80H88ZM91 78V79H90ZM92 78H94V79H97V80H95V81H93L94 79H92ZM106 78V79H105ZM144 78H145V80H144ZM156 78H157V81H156ZM163 78V79H162ZM168 79V82H170V83H168V82H166L167 81V79ZM186 78V79H185ZM191 78V79H190ZM201 78V79H200ZM222 79V81H221V79ZM226 78V79H225ZM234 80H233V79ZM260 78V79H259ZM34 81H33V80ZM39 79V80H38ZM64 79V80H63ZM74 79V80H73ZM83 80V82H82V80ZM110 79V80H109ZM113 79H118V81H117V83H118V86H119V88H118V90H116L115 89V92L113 91V89L111 88V84L110 83H113L112 81H113ZM131 79V80H130ZM138 79H139V81H138ZM141 79H143V81H141ZM160 79V80H159ZM178 79H180V81L178 80ZM188 79H189V81H188ZM218 79V80H217ZM232 79V80H231ZM10 80V81H9ZM24 80H28V81H24ZM60 80V81H59ZM77 80H79V81H77ZM166 80V81H165ZM187 80V81H186ZM192 80V81H191ZM201 80V81H200ZM207 80H210L211 81V83H208V84H204ZM240 80V81H239ZM261 80V81H260ZM7 81H8V87L6 86L7 84H5V83H7ZM61 81H65L64 82V84H63V82L61 83ZM87 81H90L91 82V86L93 87V88H90L91 86H90V82H87ZM108 83V85H107V83ZM131 83H130V82ZM137 81H138V83H137ZM153 83H152V82ZM160 81V82H159ZM176 81H177V83H176ZM215 82V83H213V82ZM221 81V82H220ZM230 81V82H229ZM10 82V83H9ZM18 82V81H17ZM31 82V83H32ZM68 82V83H67ZM71 82V83H70ZM78 82H80V83H78ZM84 82L85 83H88V84H85L84 85ZM95 84H94V83ZM106 84H105V83ZM120 82H121V84H122V87H120L121 86V84H120ZM149 82V83H148ZM150 82H151V85H150ZM167 83V85H166V83ZM173 82V83H172ZM226 84H225V83ZM262 82V83H261ZM76 83V84H75ZM81 83H83V84H81ZM93 83V84H92ZM100 83V84H99ZM133 83V84H132ZM148 83V84H147ZM162 83V84H161ZM201 83H202V85H201ZM220 84V85H217V84ZM230 83V84H229ZM235 83V84H234ZM236 83H237V85L238 86H236ZM240 83V84H239ZM250 83V84H249ZM3 84H4V86H3ZM79 84V85H78ZM102 84V85H101ZM127 84V85H126ZM130 84V85H129ZM138 86H137V85ZM167 86H165V85ZM170 84V85H169ZM176 84V85H175ZM193 84V85H192ZM197 84H199L198 86H197ZM214 84V85H213ZM243 84V85H242ZM245 84L247 85L246 87H247V89L244 87L245 86ZM251 84H252V87H251ZM70 85V86H69ZM88 85V86H87ZM105 85V88L103 87ZM110 85V86H109ZM134 85V86H133ZM160 85V86H159ZM162 85H164L163 87H162ZM204 85V86H203ZM226 85V86H225ZM229 85V86H228ZM234 85V86H233ZM239 85H241V86H239ZM5 87V90H4V88L3 87ZM12 86V87H11ZM65 86H67V88H65ZM77 86H78V88L79 89H81V90H79L78 88H77ZM81 86V87H80ZM83 86V87H82ZM97 86V87H96ZM102 86V87H101ZM107 86V87H106ZM144 86V87H143ZM152 86V87H151ZM195 86V87H194ZM206 86L208 87V88H206ZM213 86V87H212ZM227 87L228 86V88L229 89H227V90H229L230 91V87H231V90H232V88L234 89V90H236V91H234V90H232V91H230L229 92V94L227 93V90H225V87ZM254 86V87H253ZM71 89H70V88ZM72 87H73V90L75 91V92H77L76 94H75V92L72 90ZM129 87V88H128ZM133 87V88H132ZM166 87V88H165ZM169 87V88H168ZM221 87V88H220ZM223 87H224V89H223ZM239 87V88H238ZM242 87V88H241ZM20 88V89H19ZM83 88V89H82ZM86 88H88V89H86ZM89 88L91 89V91L93 92V90H95L96 89V91H98V92H96V91H94L95 92V94H93L91 91H88L89 90ZM97 88H99V89H97ZM107 88V89H106ZM109 88V89H108ZM111 88V89H110ZM128 88V89H127ZM131 88H132V90H131ZM138 88V89H137ZM146 88V89H145ZM147 88H149L148 90H147ZM152 90H151V89ZM156 88H158V89H156ZM161 88H163V89H161ZM212 88V89H211ZM216 90H215V89ZM219 90H218V89ZM236 88V89H235ZM7 89V90H6ZM64 89V90H63ZM68 89H70V90H68ZM77 89V90H76ZM102 89V92H100L99 90H101ZM103 89H105L106 91H103ZM126 89H127V91H126ZM137 89V90H136ZM145 89V91H143ZM154 89H156V90H154ZM185 89V88H184ZM241 89H243V91L241 90ZM244 89H245V91H244ZM251 89V90H250ZM14 92H13V91ZM63 90V91H62ZM66 90H68V91H66ZM109 90V91H108ZM135 90H136V92H135ZM138 90H142L141 92L140 91H138ZM203 90V91H204ZM225 90V91H224ZM256 90V89H255ZM254 90V91H255ZM4 91L6 92V94L4 93ZM9 91V92H8ZM13 92L14 93V95H13V93H11V92ZM24 94H21V92ZM32 91H34V92H32ZM39 91H43V92H40L39 93ZM65 91V92H64ZM73 91V92H72ZM80 93H79V92ZM83 91V92H82ZM85 91V92H84ZM125 91V92H124ZM133 91V92H132ZM138 91V92H137ZM213 91V92H212ZM215 91H217V92H215ZM219 91V92H218ZM222 91V92H221ZM239 91V92H238ZM246 91V92H247ZM16 92V93H15ZM18 92H20V94L18 93ZM26 92V93H25ZM29 92V93H28ZM32 92V93H31ZM46 92V93H45ZM49 92V93H48ZM57 92H58V94H57ZM69 92V93H68ZM71 92V93H70ZM87 92V93H86ZM89 92H91L94 96H93V98H91L92 96V94L91 93H89ZM103 92H104V94H103ZM106 92H107V94H106ZM113 92V93H112ZM146 94H145V93ZM149 92V93H148ZM154 92H156V93H154ZM159 92V93H158ZM225 92V93H224ZM236 92V93H235ZM17 93H18V95H17ZM34 93V94H33ZM44 93H45V95H44ZM75 95V97H74V95ZM79 93V94H78ZM83 93H85V94H83ZM91 94V95H89V94ZM96 93H97V95H96ZM125 95H124V94ZM126 93H129V94H126ZM135 93V94H134ZM139 94L138 95V97H137V94ZM141 93L144 95V96H142L141 95ZM160 93H162V94H160ZM168 95H167V94ZM220 93V94H219ZM227 93V94H226ZM239 93V94H238ZM241 93V94H240ZM0 94V95H1ZM25 94H26V96H25ZM35 94H37V95H35ZM39 94V95H38ZM48 95V97H47V95ZM54 94H55V96H54ZM64 94H65V96H64ZM67 94V95H66ZM87 94V95H86ZM100 96H99V95ZM111 94V95H110ZM122 94V96H120ZM149 94V95H148ZM151 94V95H150ZM153 94V95H152ZM155 94H156V96H155ZM158 94V95H157ZM217 94V95H216ZM219 94V95H218ZM223 94V95H222ZM228 95V96H226V95ZM234 94V95H233ZM235 94H236V98L238 97V100L236 99V98H234L235 97ZM6 95H8V97L6 96ZM19 95H23L22 97L23 98H21V96H19ZM41 95V96H40ZM70 95V96H69ZM81 97H80V96ZM83 95H86L85 97H83ZM105 97H104V96ZM107 95V96H106ZM128 95V96H127ZM147 95H148V98H149V100H148V98H147ZM232 96L231 98H232V101L230 102V101H228L229 99H231L230 98V96ZM6 96V97H5ZM19 96V97H18ZM28 96H31V97H28ZM45 96V98L44 99H42V97H44ZM59 96H60V98H59ZM63 96V97H62ZM77 96V97H76ZM80 97V99H79V97ZM91 96V97H90ZM97 96V97H96ZM133 96V97H132ZM158 96V97H157ZM168 96V97H167ZM220 96V97H219ZM227 98H225V97ZM241 96V97H240ZM26 97H28L27 98V100H26ZM37 97V98H36ZM38 97H40V98H38ZM49 97H54V101L55 102H57L56 103V106H54L53 108H52V106L53 105H50V103L47 101V99L46 98H49ZM56 97V98H55ZM71 97H73V98H71ZM83 97V98H82ZM88 98V100H86L87 98ZM101 97V98H100ZM104 97V98H103ZM107 97V98H106ZM128 97V98H127ZM133 98V99H130V101H129V98ZM166 97V98H165ZM229 97V98H228ZM15 98V99H14ZM19 98V99H18ZM58 98V99H57ZM65 98L67 99V100H65ZM85 98V99H84ZM95 98V99H94ZM108 98H111L110 100L108 99ZM117 98V99H116ZM118 98H120V99H118ZM123 98H124V100H123ZM142 98H146L150 103L152 102V104H150V103H148V101L145 99V101L142 99ZM153 98V99H152ZM155 98H158L157 100L155 99ZM160 98H162V99H160ZM164 98V99H163ZM217 98V99H216ZM221 98V99H220ZM225 98V99H224ZM17 99V100H16ZM21 99V100H20ZM23 99V100H22ZM24 99L28 102H31V104H29V102L28 103H26V101L25 102H23L24 101ZM29 99V100H28ZM35 99V100H34ZM40 99V100H39ZM45 99H46V101H47V103L45 102ZM50 99V98H49ZM48 99V100H49ZM63 99V100H62ZM74 99V100H73ZM75 99H76V101H75ZM79 99V100H78ZM101 99H105V101L104 100H101ZM142 99V100H141ZM168 99V100H167ZM220 99V100H219ZM241 99V100H240ZM10 100V101H9ZM11 100H13V101H11ZM20 100V101H19ZM30 100H32V101H30ZM41 100H43V101H41ZM71 100L73 101V103L75 102V103H77V104H75V106L73 107L72 105H74L73 103H71ZM89 100H91V101H89ZM103 101V102H101L100 103V101ZM108 100V101H107ZM114 100V101H113ZM117 100H119L118 102H117ZM123 100V101H122ZM140 100V101H139ZM153 100H155V101H157V102H155V101H153ZM162 101V103H160L161 101ZM167 100V101H166ZM224 100H227V101H224ZM235 100H236V102H235ZM8 101V102H7ZM15 101H17V102H19V103H15ZM59 101H66V102H63V103H59ZM70 101V102H69ZM84 101H86V103H88V101L91 103V104H89V107H88V104H86V107L85 108H81V107H83V102ZM96 101H97V104H96ZM125 101H126V103H127V101H129L128 103H127V105L125 104ZM132 101H134V103H132ZM143 101V102H142ZM147 101V102H146ZM159 101V102H158ZM220 101H222V103H225V104H223V107L222 106H220V104L222 105V103L220 102ZM238 101H240V102H238ZM10 102V103H9ZM16 104V106L13 104ZM33 102L35 103V104H33ZM38 102V103H37ZM67 102H69V109H71L72 107H73V111H71V110H69V111H71L70 113H69V115H71V116H69L70 118V122H68V123H66L65 122V120L67 119V120H69L68 119V112H67V116L66 117H64L66 114L63 112V113H60V115H59V107L62 105V104H66ZM82 102V103H81ZM93 102H95V103H93ZM99 102V103H98ZM114 102V103H113ZM116 102V103H115ZM121 102L123 103V105L121 104ZM142 102V103H141ZM145 102V103H144ZM164 102V103H163ZM229 102V103H228ZM238 102V103H237ZM12 103V104H11ZM26 103V104H25ZM37 103V104H36ZM107 103H109V105L107 104ZM119 103V106L117 105ZM130 103V104H129ZM136 103H139V105L141 104V106H139V107H137V109H139V110H137L136 109V106H134L133 107V105H137ZM154 103V104H153ZM157 103H159V104H157V105H159V106H161L160 108H156V107H154L155 105ZM217 104V106H216V104ZM227 103V104H226ZM233 103V104H232ZM12 105L14 108H12L11 107V105L8 107V105ZM28 104V105H27ZM42 104H45V106H44V108H43V105ZM49 104V105H48ZM60 104V105H59ZM72 104V105H71ZM79 104H81V105H79ZM93 104V105H92ZM110 104H116V106H118V108L119 109H122V110H124L123 112H122V110H118L117 109V107L116 106H110ZM129 104V105H128ZM132 104V105H131ZM143 104V105H142ZM145 104V105H144ZM161 104H163L164 105V107H163V105H161ZM228 104H229V106H228ZM236 104H237V106L239 107V108H241V109H238V107L236 106ZM2 105V106H1ZM6 105H7V107H6ZM18 105V106H17ZM30 105V106H29ZM35 105V106H34ZM37 105H39L38 107H37ZM79 105V106H78ZM96 105V107H93V106H95ZM122 106V108H121V106ZM124 105H126V106H128V107H124ZM132 106V108H131V106ZM150 105V106H149ZM214 105H215V109L218 107V108H220V109H214ZM220 107H219V106ZM224 105H227L226 107L228 108V109H226V107L224 106ZM233 105L235 106V108L233 107ZM27 106V107H26ZM29 106V107H28ZM34 106V107H33ZM46 106H47V108H46ZM51 108V109H53V110H51L49 107ZM92 106V107H91ZM98 106V107H97ZM105 106V107H104ZM108 106V108H112L113 109V107H115V109H107L106 107ZM130 106V107H129ZM138 106V105H137ZM152 106H153V110H152ZM205 106H207V108L208 109H210V111L209 110H204V107ZM209 106H211L210 108H209ZM3 107V108H2ZM21 109H20V108ZM23 107H26L25 108V110H24V108ZM41 107V108H40ZM105 108V111H104V108ZM148 107H150V111L152 112V113H150L152 116H147L146 118H144V117H142V121L141 120H139L141 117V112L143 111V109H147ZM158 107V106H157ZM222 107V108H221ZM5 108V109H4ZM9 108H10V110L11 111H9L8 112V110H9ZM12 108V109H11ZM18 108V109H17ZM39 108H40V110H39ZM44 110H43V109ZM58 108V109H57ZM75 108V109H74ZM79 108V109H78ZM89 108L91 109V108H93V109H91V110H89ZM98 108V110H94V109H97ZM126 108V109H125ZM129 110H128V109ZM143 108V109H142ZM206 107H205V109H207ZM229 108H231V109H233V110H238V111H234V112H232L233 110H229ZM244 108V109H243ZM16 109H17V111H16ZM20 109V110H19ZM23 109V110H22ZM29 109V110H28ZM36 109H38V110H36ZM48 111H47V110ZM57 109V110H56ZM102 109H103V111L107 114L108 112V115H109V117H108V115L107 116H105V114H104V112L102 111ZM136 109V110H135ZM160 109V111H158ZM214 111H213V110ZM222 109V110H221ZM31 110H33L32 112H31ZM37 112H40V113H37ZM45 110H46V115L44 114L45 113ZM80 110V111H79ZM108 110V111H107ZM114 113H112L111 111ZM116 110H118V111H116ZM127 110V111H126ZM164 110H165V112H164ZM202 110V111H201ZM206 112H204V111ZM228 110H229V112H228ZM240 110H242V112L240 111ZM18 112V113H15V112ZM20 111V112H19ZM22 111V112H21ZM23 111H24V113H23ZM42 111V112H41ZM44 111V112H43ZM50 111V112H49ZM52 111H54L53 112V114H55L54 116H56V117H54L51 113H52ZM88 111V112H87ZM96 111H97V113H96ZM139 111V112H138ZM209 111V112H208ZM28 112V113H27ZM73 112V113H72ZM99 112H100V114H99ZM102 112V113H101ZM117 112V113H116ZM120 112V113H119ZM139 114H138V113ZM158 112V113H157ZM201 112V113H200ZM203 112V113H202ZM239 114H238V113ZM15 113V114H14ZM34 113L36 114V115H34ZM43 113V114H42ZM51 114V116H50V114ZM58 113V114H57ZM119 113V114H118ZM153 113H155L154 114V116H153ZM197 113H200L201 114V116H200V114H198L197 116H196V114ZM221 113V114H220ZM231 113H233V115L231 114ZM238 115H237V114ZM241 113V114H240ZM12 114V115H11ZM17 114V115H16ZM25 114V115H24ZM33 114V115H32ZM61 114H62V116H61ZM64 114V115H63ZM104 114V116H102ZM137 114V115H136ZM189 114V115H188ZM229 114V115H228ZM235 114V115H234ZM245 114H247V116L246 117H244L245 116ZM11 117H10V116ZM14 115V116H13ZM32 115V116H31ZM40 115V116H39ZM44 115V116H43ZM50 116V118H51V120H49V116ZM58 115V116H57ZM73 115H74V117H73ZM112 115V116H111ZM178 115V116H177ZM191 115V116H190ZM193 115V116H192ZM195 115V116H194ZM231 115L233 116L232 118H234V119H231ZM237 115V116H236ZM18 118V120L20 121V122H16V120H17V118ZM23 116H24V120H23ZM35 116H37L36 118H35ZM40 117V125H39V123H35V120L34 119H37L38 120V118ZM43 116V117H42ZM45 116H46V118H45ZM59 116H61V118L59 117ZM97 116H98V118H97ZM181 117L180 119L179 118H177V117ZM235 116V117H234ZM32 117H34V118H32ZM43 119H42V118ZM58 117V119H56L55 120V118H57ZM72 117V118H71ZM104 117V118H103ZM108 117V118H107ZM137 117H138V119H137ZM196 117H197V119H196ZM215 117V118H214ZM237 117V118H236ZM241 117H242V119H243V117H244V119H246V120H243V122L241 123ZM247 117H249L248 118V120H247ZM9 118V119H8ZM15 118H16V120H15ZM31 118V119H30ZM110 118H113L112 120H110ZM120 118V119H119ZM218 118L220 119V120H218ZM223 118L225 119V121H223ZM11 119V120H10ZM13 119V120H12ZM28 119H30V120H28ZM33 119V120H32ZM60 119V120H59ZM63 119V120H62ZM65 119V120H64ZM108 119V120H107ZM150 119V120H149ZM239 121H238V120ZM254 119V120H253ZM49 120V121H48ZM57 120L58 121H60L58 124H59V126H60V123H61V129L59 130L58 128H59V126H58V124H57ZM90 120V121H91ZM99 120H100V122H99ZM105 120V121H104ZM146 120V121H145ZM192 120H194V121H192ZM200 120V121H199ZM202 120V121H201ZM236 122H235V121ZM8 121V122H7ZM12 121V122H11ZM16 123H15V122ZM44 121V122H43ZM47 123H46V122ZM51 121V122H50ZM54 121V122H53ZM104 121V122H103ZM117 121V122H118ZM142 123H141V122ZM177 121H179V122H177ZM201 122V123H199V122ZM206 122V124L205 125H207V126H205V127H207L208 129H210V130H207L204 126H203V122ZM223 121V122H222ZM228 121H229V123H228ZM25 122V123H24ZM35 123V125H34V123ZM50 124H49V123ZM97 122H99V124L97 123ZM120 122V121H119ZM130 122L133 124H131L130 125ZM135 122H138L139 123V127H138V124L137 123H135ZM145 122H147V123H145ZM196 122V123H195ZM204 122V123H205ZM224 122H226L227 124H225ZM232 122L234 123V124H232ZM249 122V123H248ZM13 123H15L16 125H14ZM24 123V124H23ZM31 123V124H30ZM33 123V124H32ZM43 123V124H42ZM52 123H54V126L52 127V128H50L51 126L50 125H53ZM57 124V126L58 127H56V124ZM66 124V126L67 127H65V125H63V124ZM93 123V122H92ZM216 123V124H215ZM221 123L223 124V126H225V129L223 128L222 129V131H221V127H220V125H221ZM231 123V124H230ZM237 123V126L235 125ZM251 123H253V124H255V125H253V124H251ZM2 124V125H1ZM12 124V125H11ZM45 124V125H44ZM48 124V125H47ZM101 124V125H100ZM137 124V125H136ZM181 124V125H180ZM185 126H183V125ZM200 124V125H199ZM202 124V125H201ZM209 124V125H208ZM212 124V125H211ZM217 124H219L218 125V127L219 128H217ZM229 124V125H228ZM242 124V125H241ZM7 127H6V126ZM10 125L11 126H13V127H11L10 128ZM28 125V126H27ZM33 125V126H32ZM42 125V126H41ZM44 125V126H43ZM145 125V126H144ZM199 125V126H198ZM213 126L212 128H211V126ZM230 125H231V127H230ZM238 125H240V126H238ZM15 126V127H14ZM38 126V127H37ZM69 126V127H68ZM105 126V127H104ZM137 126V127H136ZM180 127V126H182V128L180 127V128H178V127ZM200 126H203L205 129H203V127H200ZM236 126V127H235ZM3 127H5L6 129H3ZM18 127V128H17ZM30 127H32V128H30ZM36 129H35V128ZM43 127V128H42ZM62 127H64V130H63V128ZM158 127V126H157ZM187 127V128H186ZM191 127H192V129L194 130H191ZM201 129H200V128ZM214 127H215V129H214ZM226 127H228L227 128V130H226ZM230 127V128H229ZM238 127H239V129H238ZM242 127V128H241ZM249 127H247V128H249ZM256 127V126H255ZM9 128V129H8ZM16 129V131H15V129ZM25 129V130H23V129ZM30 128V129H29ZM39 128H41V130L42 131H46V133L48 134H46L45 135V137H47V138H45V137H42V138H40L41 139V141L40 140H38V138L32 143V145H31V147L30 148H27L26 147V145H25V142L24 141H28V140H30L31 139V136L29 137V136H27V135H29V134H26L25 135V133H30V132H32V136H33V132H35L34 133V135L38 132L39 133V131H40V133H41V130L39 129ZM47 128V129H46ZM58 129V130H56V129ZM65 128H67V129H65ZM99 128V129H98ZM102 128H103V130H102ZM106 128V129H105ZM131 128V129H130ZM136 128V129H135ZM160 128H155L154 129V134L155 135H159L160 134ZM197 129V130H195V129ZM234 129V130H232V129ZM21 129V130H20ZM44 129V130H43ZM52 129H54V130H52ZM105 129V130H104ZM138 129V130H137ZM174 129V130H175ZM184 129V130H183ZM187 129H188V131H187ZM200 129V130H199ZM214 130V132H212L213 130ZM220 130V131H218V130ZM228 129H230V131L228 130ZM236 129H237V131H236ZM6 130V131H5ZM10 130V131H9ZM28 130V131H27ZM31 130V131H30ZM34 130V131H33ZM52 130V132H50V136H49V132H47V131H51ZM57 131L56 133L54 132V131ZM111 130V131H110ZM134 130V131H133ZM136 130V131H135ZM201 130H202V132H201ZM205 130V132L206 131H209V133H211V134H209L208 132H204L203 133V131ZM226 130V131H225ZM242 130V131H241ZM5 131V132H4ZM12 131V132H11ZM19 131H21V132H19ZM30 131V132H29ZM104 131V132H103ZM137 131H138V133L139 134H137ZM156 131V132H155ZM168 131H170V129H168ZM183 131V132H182ZM190 131V132H189ZM192 131V132H191ZM215 131H216V133H215ZM227 131H229L228 133H227ZM232 131H233V133H232ZM236 131V132H235ZM2 132V133H1ZM59 132V133H58ZM101 132H103V133H101ZM106 132V133H105ZM111 132V133H110ZM132 132H133V136L131 135L132 134ZM136 132V133H135ZM182 132V133H181ZM200 132V133H199ZM219 132H225L223 135L221 134V133H219ZM238 132V133H237ZM24 135H23V134ZM52 133V134H51ZM58 133V134H57ZM98 133H100L99 135H98ZM105 133V134H104ZM131 133V134H130ZM134 133H135V135H134ZM157 133V134H156ZM186 133H188V134H186ZM194 133V134H193ZM215 133V134H214ZM240 133V134H239ZM22 134V135H21ZM54 134V135H53ZM58 136H57V135ZM128 134V135H127ZM190 134V135H189ZM232 134V135H231ZM234 134V135H233ZM104 137H102V136ZM110 135H108L107 134V136H110ZM131 135V136H130ZM191 135V136H192ZM211 135V136H210ZM217 137H216V136ZM228 135V136H227ZM238 135H240V136H238ZM139 136V137H138ZM182 136V137H181ZM191 136L190 137H187V138H185V141H182V140H179L180 142L178 143V144H176V145H173V146H171L170 145V143H169V140L167 139H162V141L161 140H156V138H154V144H156V146H158L159 145V147L162 149V150H166L165 152V154H166V156H167V158H170L171 159V161H172V159H176V158H179L180 160L181 159H184V161H182L181 160V165H182V167H179L180 168V171L181 172H185V171H188V166L187 165H185V162H187V159L189 158L188 156L191 154L190 153V151H188L187 152V150L186 149H184V150H186V151H184L183 150V148H181V150H179V148L177 149V146L179 147L180 146V144H183V142L184 143H186L188 140H190L191 139ZM210 138H209V137ZM224 136V137H223ZM237 136V137H236ZM8 137H10V136H8ZM23 137H25L24 139H22ZM27 137H28V139H27ZM48 137H50V140H49V142H48ZM135 137V138H134ZM201 137V138H202ZM208 137V138H207ZM211 137H213V138H211ZM225 138V140L223 141V139ZM234 137H236V138H234ZM248 137H249V139H248ZM102 138V139H101ZM138 138V139H137ZM140 138H141V140H140ZM144 138V139H143ZM188 138H190V139H188ZM192 138H193V136H192ZM195 138V137H194ZM220 138V139H219ZM240 138V139H239ZM105 139L102 141V142H104L105 141ZM136 139V140H135ZM148 139V140H147ZM212 141H211V140ZM215 139H216V141H215ZM238 139V140H237ZM247 139V140H246ZM2 140V142H4V140H5V143H3V144H7V142H6V138H4V139H1ZM24 140V141H23ZM42 140H45V141H42ZM135 140V141H134ZM153 140V139H152ZM164 140V141H163ZM228 140V141H227ZM241 142H240V141ZM136 141H140V142H136ZM155 141H156V143H155ZM210 141H211V143H210ZM220 141V144L218 143ZM237 141V142H236ZM242 141H243V143H242ZM36 142H38V143H36ZM160 142V143H159ZM161 142H162V144H161ZM164 142V143H163ZM24 143V144H23ZM37 144V146L35 147V151H34V146H35V144ZM40 143V144H39ZM45 143V144H44ZM136 143H137V145H136ZM196 143V142H195ZM210 143V144H209ZM239 143V144H238ZM247 143V142H246ZM264 143V142H263ZM262 142L261 143H259L258 145H257V147H258V149L259 150H257V147H256V145H254L255 146V148H254V150H252L253 148H251V150H250V152H249V154H252V155H250V159H251V161L253 162V160H255L256 161V159L260 162V163H264V144H263ZM136 145V146H133V145ZM163 144H164V146H165V148L163 149ZM168 144V145H167ZM219 144V145H218ZM261 144V145H260ZM263 144V145H262ZM15 145V146H14ZM24 145V146H23ZM40 147H39V146ZM14 146V147H13ZM17 146V147H16ZM20 146H23V149H22V147H20ZM46 146V147H45ZM138 146V147H137ZM168 146H170V147H168ZM213 146V147H212ZM253 146V147H254ZM263 146V147H262ZM13 147V148H12ZM168 147V148H167ZM215 147V148H214ZM218 147V148H217ZM231 147V148H230ZM16 148V150H14ZM19 148V149H18ZM23 150H21V149ZM36 148H38V149H36ZM175 148V149H174ZM213 148V149H212ZM217 148V149H216ZM172 149V150H171ZM21 150V151H20ZM168 150V151H167ZM176 150H177V152H176ZM26 151V153L30 156H27V154L26 153H23V152H25ZM29 151V152H28ZM32 151H34V152H32ZM180 151H182V152H184V154L183 153H181ZM219 151V150H218ZM18 152V153H17ZM21 152V153H20ZM170 152H172V153H170ZM20 153V154H19ZM47 153V151L46 152H44L43 151V154H42V152L40 153L41 155H40V157H45V154ZM70 153H71V155H70ZM69 154H66V156L67 157H60V158H62V159H57V161L59 160V166H61L62 165V163L64 162H66V164H64L63 163V167H64V165H75V166H80V162H81V164H82V158H80L79 156H77L76 154H73L74 153V151L73 150H71V152H70ZM180 153V154H179ZM216 153H218V152H216ZM215 153V154H216ZM254 153V154H253ZM256 153V154H255ZM26 154V155H25ZM73 154V155H72ZM175 154H176V156H175ZM187 154V155H186ZM249 154H247V156L249 157ZM43 155V156H42ZM69 155V156H68ZM180 155V156H179ZM171 156V157H170ZM183 156V157H182ZM185 156V157H184ZM188 158H187V157ZM252 156V157H251ZM29 157V158H28ZM31 157V158H32ZM181 157V158H180ZM254 157V158H253ZM64 158V159H63ZM76 158V159H75ZM256 158V159H255ZM78 159V160H77ZM81 159V160H80ZM227 159V158H226ZM225 158H223V159H221V160H219L220 162H222V163H220V162H218L219 164H225L226 162H229V160L227 161ZM24 160V161H23ZM62 160V161H61ZM67 160V161H66ZM69 160V161H68ZM74 160H75V163H74ZM80 160V161H79ZM2 161V160H1ZM5 161V160H4ZM19 161H21V162H19ZM27 161V162H26ZM60 161H61V163H60ZM85 161V160H84ZM17 162V163H16ZM19 162V163H18ZM71 163V164H70ZM216 164V163H213V164H216V165H214L213 166V164H208V170H209V173L214 177V178H216L217 176V180L218 181H223L224 179L225 180H227L228 178H227V176H225V178L223 179V176L225 175V173H222V172H219V167H217V165H219V164ZM1 164V163H0ZM20 164V165H19ZM24 164H25V166H24ZM212 165V166H211ZM19 166V167H18ZM61 166V167H62ZM8 167H10V168H8ZM16 169H15V168ZM202 168V166H199V167H197L196 168V170H199V169H201ZM242 167L243 168H245V171H244V169H242ZM178 168V169H179ZM186 168V169H185ZM240 168H241V171H243V172H239L240 171ZM247 166L246 165H242V166H240L239 168H236L235 170H234V172L232 171V175L234 174H236V171H238L237 172V174H236V176H233L234 178H236V180H238V181H243V179L245 180V178L247 177L246 175V173H247ZM3 169V170H2ZM12 169V170H11ZM14 169V170H13ZM238 169V170H237ZM211 171V172H210ZM214 171H216V172H214ZM217 172H218V174H217ZM263 172H264V170H263ZM263 172H261V175L259 174V176H257L256 178L258 179V180H264V173ZM216 173V174H215ZM240 173H242L241 175H242V178H241V175H240V177H238L237 178V176H239L238 174H240ZM220 174V175H219ZM243 174H245V175H243ZM161 175V176H160ZM158 174L157 175V177L158 178H162V177H164L165 176V174ZM167 175V174H166ZM219 176H221V177H219ZM246 176V177H245ZM244 177V178H243ZM259 177H261V178H263V179H259ZM241 178V179H240ZM186 178H184L183 179V181L185 180ZM1 181H3V179H0V182ZM182 181V180H181ZM180 181V182H181ZM187 181V182H186ZM186 183V184H185ZM259 183V182H258ZM178 184H179V186L180 185H182L181 187L183 188V189H188V187H189V189H191L192 187H193V185H190V180H188V179H186L185 180V182H181V184L178 182ZM188 186V187H187ZM192 186V187H191ZM180 187V188H181ZM199 195H197V197H198ZM264 197L263 198H260L259 199V201L258 202H256L257 204H259V206H261V207H264ZM109 225H111V224H108L107 225V229H108V231H111L112 229H114L115 227L112 225L111 226V228H110V226ZM108 231H107V233H108ZM112 232V231H111ZM119 250V249H118Z\"/></svg>", "mask_w": 264, "mask_h": 264}]
</instances>
